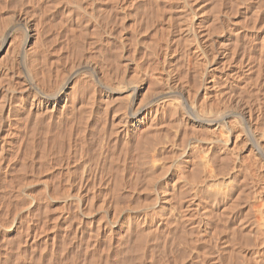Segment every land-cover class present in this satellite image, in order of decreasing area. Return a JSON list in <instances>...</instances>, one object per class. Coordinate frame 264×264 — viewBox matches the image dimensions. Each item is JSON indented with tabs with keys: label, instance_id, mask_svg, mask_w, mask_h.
<instances>
[{
	"label": "rangeland",
	"instance_id": "rangeland-1",
	"mask_svg": "<svg viewBox=\"0 0 264 264\" xmlns=\"http://www.w3.org/2000/svg\"><path fill=\"white\" fill-rule=\"evenodd\" d=\"M69 1L72 2V4ZM159 1H161V0H159ZM166 1H169V0H166ZM166 1L162 0L161 2H159L160 4L162 3L160 5L159 10H162L163 8L166 10V11H164V9H163V11L165 12L164 15L162 14L163 11L161 13L159 11L161 16L163 15V17H164V19H163V17H161L162 19L160 17L158 18V22L160 21V23L156 22L157 19L154 20L153 16L157 15V13H155V11H153L155 14L152 12L154 15L153 14H152V16L150 15V17L153 18V19L152 18L151 19L153 20L152 22L155 23L154 26L156 27V29H157V27H159L158 24H160V27H161V28H159L160 30L164 26H166L168 29H165L166 27L163 28L165 30V32L169 31V33H170V31H171V33L169 34L171 36V37H169L170 38L169 42H170V45L172 46L170 48L171 51L169 50L171 54L168 53V54L164 55L165 51L162 50L163 48H165V47H163L164 43L163 44L161 42L158 43L159 36H161V39H164V37H165V32H163L164 30H161L162 33H164V34H162L160 32V30L157 29L158 30L157 31L154 26L152 27L153 31H155V30L157 31V34H154V35H156L158 38L156 36L154 38V36H153V38L151 39V41L153 39L154 40L156 39L155 40L156 42L154 41L155 44H154V42L151 43L149 41L150 39H145V43L147 44L146 45L144 43V40L139 39V37L142 35V31L139 34V31H138L139 27H137V25H135V23H133V20H134V18H136L135 14H137V12L139 13V15H140V12L144 13L143 11L145 10V8L143 7V5H142V7H143L142 10L141 9L139 10L138 8L136 9V7H135V9L133 8L135 12L132 11L133 9L131 11L129 10V12L131 14L129 12H128L129 14L126 13L128 15H126V14L124 15L122 13L123 14L122 17H125V16H127V17H125L124 19L121 18V20H123V21L121 22V20H120V22H119L120 25H118V22H117L118 20H116L117 23L115 22V24H117V25L114 26L115 24H114L113 20L109 21V22L108 21L105 22L106 21L105 20L106 19L105 8L107 9V7L105 6V4L107 3L106 0H92V1L91 0H83L82 2L80 0H77V1L76 0H58V1H56V0H0V16L3 17V18L0 17V19H1L0 20L1 21L0 22V26H1L0 27V31H1L0 32V63H1L0 64V76H1L0 77V102H1L0 106L2 107L3 105H1V104L5 103L4 106L2 108H0V111H1L0 112V137H1L0 142L3 143V144L0 143V149H2V150H0V161H1L0 162V264H111V263L112 264H122V263L123 264H141V263L142 264H149V262H150V264H163V263L164 264H178V263L179 264H213V263L214 264H240V263L241 264H248V263L249 264H255V262H254L255 260L253 257L254 250H260V251H262V254L264 255V252H263L264 251V248H263L264 242L262 241V239L264 240V235L261 234L262 230H260L261 228H260L258 221H257V214H256V211L253 209L254 208L253 207V204H254L253 200L255 199V195L254 194L252 195V193H253V189H251L252 184L251 183H250V185L248 184L249 183V178H248L249 176L247 173L249 171L248 172L243 171L244 172L243 173L241 169H239V170L237 169V171L235 172L236 174L235 173L232 174L229 170L228 164L227 163L225 164V162H224L225 160L228 162L227 158L224 160L222 158L224 156H221L222 154L218 151L211 152V151L206 150L205 152L207 153V161H208L207 167H209V168L211 167L210 169L212 171H211V173H205L204 164H202V162L198 156L199 152H198V147H197V145L204 144L202 142V139L205 137L204 129L200 130L202 128L196 127L198 131H196L197 133L196 132L193 133L195 131L194 130L195 127L192 126V128H191V126H189V125L188 126L184 125L181 122V120L179 119L180 116H178V115H180V113L175 109H174L175 111L174 110L172 111L173 108L170 106H167V111L164 114L168 117L163 116L162 119L158 122L152 121L151 122L152 126L149 125V123H148L149 126L146 124V126H148L147 129H144L146 131H142V132L140 131V134H142L144 132L143 133L144 136H143V134H142V136H140L141 139H140V137L138 138L137 136L139 135V130H142V129L141 128L135 129V130L131 129L130 135H128V137L131 135H133V136L129 137V139H128V137L125 138L124 135L121 133L124 137V140H125L124 141V140H122L123 137L120 134V132H121L120 130L122 129V126H123L122 120L119 118L122 116V112H123L122 109H120V107L123 108L124 103L121 99H119L117 97H116L117 99L113 98L115 100H112V102L110 101L111 102L110 105L109 104L107 105V100L105 102L106 97H105V86H103L105 83L104 81L106 80V82H107L109 79L111 82H113L112 79L110 78V70L112 71V69L114 68L113 71H115V70L119 71L122 68L121 71H119V73L120 72L122 73V70L125 69V71H123L124 73L122 74V75H125L124 79L128 78L130 80L129 76L133 78V76H137L138 74L140 75V77H139V75H138V77L141 79L144 76V73L148 71L147 68L150 69L151 65H154V63H156V62L157 63L154 65V68L150 69L151 71L149 70L147 72L149 74L148 75L149 77L146 76L147 78H153V75H155V74L157 75L159 73L158 75H160V74L164 73L165 71L162 69L167 70L166 72L172 70L171 73H178V72L181 73V71H182V72H184L183 74H186L188 81H189V79H191L190 82H192V84L195 81H196L195 83H198L200 81L199 84H195V83L193 84V85H199L198 86L199 88L197 86H194L195 89H194V87L193 88L191 87V91L189 92V94L185 92V95L187 94L188 98L191 97V99H193L194 97L196 98V95L197 96L199 95L198 92L201 91V80L199 79L200 76H198V74H195L197 72H196V69L194 68V65L192 64L193 59L191 57V54L189 53V51H186V50H188L187 48L184 49V47H186V46L185 45L183 46V41H182L183 38L180 35L181 34L180 31L177 30V28L179 29V27H178L179 23H177L179 21H177V20L181 19L182 15L186 14L187 12H190L192 14L196 13L195 17H199L200 25L202 24L204 26V27L202 26L200 28L209 29V34H210V30L212 29L211 34L209 36V44L214 48L216 53L218 50L220 51V52L218 51L219 53H217V54H219L218 56H220L221 53H224L226 51H228L227 52L228 54L231 53L230 57L233 55L232 56L233 59H231L232 61L230 62V64L233 62L234 63V65L232 63L233 66H235L238 63L239 58L242 57V56L239 57V55H241V52H240L241 49L245 50V48H246V50H245L246 52H244V51L242 52V54L245 53L244 54L245 56L247 54L246 58L248 56H250L253 59L255 56V58L253 59L255 62H253V63H255L256 65L252 63L253 60H250V65H251V67L253 66V68H254L251 71L250 77L251 78L254 77L251 80L254 79L255 82H257L258 74H257L255 69L257 68L259 61H261V64H264L263 63V61H264V59H263L264 58V56H263V54H264V37H263V34H264V25H263L264 24V5H263L264 0H258L259 2L256 0H250V1L249 0H227V1L226 0H215V1L214 0H212V1L211 0H196V1L195 0H188V1L187 0H172V1L170 0L169 1V2H171V3H169L170 5L167 4ZM193 1H194V3H193ZM86 3H88V7H87ZM164 3H165V6H164ZM203 3H204V5H202ZM177 4H178V6H176ZM181 4H183L184 6ZM166 5H167V7H166ZM168 5H169V7H168ZM218 5H220V6H218ZM161 6H162V8H161ZM181 6H183V7H181ZM165 7L167 9L169 8L168 9L169 12L167 11V9ZM70 10H71V12H70ZM89 10H91V11H89ZM180 10H181V12H180ZM203 10H205V11L203 12ZM253 11L254 12L256 11L255 12L256 14ZM213 12H214V14H213ZM211 13H212V15H211ZM5 14H6V16H5ZM119 14L121 15V13H119ZM133 14L135 16L132 17L133 18L132 19L131 16H133ZM167 14L170 15V17ZM180 15H181V17H180ZM4 16H5V19H4ZM137 16H138V14H137ZM174 17L176 18V20H173ZM169 18H170V20H169ZM253 18H254V20H253ZM166 19H167V21H165ZM171 19L177 25L175 23H173ZM23 20H25V21H23ZM201 20H202V22H201ZM7 21H9V23ZM170 21L172 24H170ZM127 22L129 24L132 23L131 24L132 27L138 31L139 36H137L138 34L135 33L134 31L131 32L133 35L135 34L134 36L129 33L131 31L129 29L131 27V25H130V27H128L127 30L125 29L129 25ZM166 22L169 23L170 26L172 25L171 28L173 27V29L169 28V25ZM211 22H213V23H211ZM218 22H219V25H218ZM221 22H223V23H221ZM2 23H3V25H2ZM87 23H88V25H87ZM110 23H112V24H110ZM125 23H127V25H125ZM156 23L158 26L156 25ZM225 23H226V25H225ZM4 24L5 25L7 24V26H4ZM105 24L107 26H109V28L111 26H113L112 28L114 30L112 28H110L111 30L109 29L110 31L107 30V27L105 26ZM133 24H134V26H133ZM174 25H176L177 28H174V27H176ZM215 25H217V26L215 27ZM35 26H37V27H35ZM124 26H126V27L124 28ZM211 26H212V28H211ZM256 26H258V27H256ZM143 27H144V25H143ZM36 28H38V29H36ZM39 28H41V29H39ZM83 28H85V29H83ZM144 28L146 29V26ZM213 28L215 31L213 30ZM35 29L38 31H36ZM120 30H121V32H119ZM128 30H130V31L128 32ZM41 31H42V33H40ZM84 31H86V32L84 33ZM106 31L112 32L111 34L114 33L111 37L112 38L111 41L115 38L114 40L116 42L114 40L112 42H110L109 44L111 45V47H110V45H106L107 43L105 42V40H106L105 38H107ZM156 31H155V33H156ZM175 31H179V32H175ZM25 32H27V34L29 35V38H28L26 44L24 45V44H22V42H23ZM83 33L85 35H83ZM153 33H151V34H153ZM172 33H174L175 35ZM71 34H72V36H71ZM86 34H88V35H86ZM115 34L117 36H115ZM54 35H56V36H54ZM122 36H124V38L127 37L125 41H124ZM71 37L72 38L74 37L75 39L74 38L72 39ZM117 37H119L120 40ZM128 37H130V38L132 37V38L129 40ZM262 37H263V39H262ZM133 38H134V40H133ZM69 39L73 40V41H70ZM131 40L135 41V42H131ZM137 40H138V42L143 41L142 43L145 44L144 46L146 47V49L144 48V46H141V45H143L141 42H140V46H141L140 47ZM170 40H172V41H170ZM176 40H178V41H176ZM126 41H128L127 42L128 44L126 43ZM129 41L131 42V45H129ZM159 41H161V40H159ZM123 42H125L127 45ZM219 42L220 43L223 42L224 44L223 43L219 44ZM233 42L236 44L234 45ZM112 43H113V45H112ZM132 43L133 44L135 43V44L133 45ZM156 43L158 45L161 44L162 46H160V45L158 46V45H156ZM226 43H228V44H226ZM71 44H72V46H71ZM148 44L150 46H148ZM181 44H182V46H181ZM242 44H244L246 47ZM262 44H263V46L260 47V45H262ZM11 45L12 46L14 45V46L12 47ZM155 45H156V48L158 51L157 50L153 51V48H155ZM225 45H227V46H225ZM236 45L239 46V48ZM105 46H107V47H105ZM233 46L234 47L236 46V47L234 48ZM248 46L250 48L252 47V50H247V48L249 49ZM89 47H90V49H89ZM108 47H110V48H108ZM160 47L162 50L161 52H160ZM127 48L130 50L132 48L134 50L130 51ZM136 48H138L139 50L141 49L140 52ZM259 48H261V50H263L260 53H259V51H260ZM109 49H111V50H109ZM144 49L147 51L145 52ZM174 49H176V50H174ZM232 49H233V51H232ZM235 49H237V50H235ZM19 50H21V51H19ZM120 50H121V52H120ZM110 51H111V53H113L115 55V56H113L115 59L112 57V54L110 53ZM113 51H115L117 53L120 52V53L118 55V54H115V52H113ZM132 51H134V52H132ZM148 51H150V52L147 53ZM236 51H237V54L235 53ZM153 52H155V54ZM182 52H183V54H182ZM249 52H251V53H249ZM146 53L149 56L154 55V59L156 57V59L158 61L156 59L154 60L152 58V56L149 57L150 61H149L147 55H146V58L143 57ZM238 53H240V54H238ZM27 54H30V55H27ZM140 54L141 55L143 54L142 57ZM249 54H252V55H249ZM257 54H259V56ZM35 55H37V56H35ZM116 55H118V56L116 57ZM126 55H127V57H126ZM136 55H138L139 57ZM6 56H8L9 58ZM128 56L131 57L132 59L129 58ZM260 56L262 57V59ZM4 57L6 60L4 59ZM108 57H109V59H108ZM118 57H119V60H117ZM162 57H164V58H162ZM179 57H181V58H179ZM133 59L136 61H134ZM188 59H190L189 60L190 62L188 61ZM74 60H76V61H74ZM111 60L112 61L114 60V62H112ZM160 60H161V62H160ZM140 61L142 64L140 63ZM187 61H188V63H187ZM256 61H258V62H256ZM70 62L73 63V65ZM116 62L118 65H119V63H121L117 69H115L117 67V65L115 64ZM135 62H137V64ZM147 62H151V64H149V63L147 64ZM163 62H165V63H163ZM182 62H183V64H182ZM167 63L169 64V66H167ZM109 64H111L112 66H115V65L116 66L112 67ZM7 65H8V67H7ZM9 65H11V66H9ZM70 65H71V67H70ZM102 65H103V67H102ZM139 65H142L143 67L140 66V68H139ZM149 65H150V67H149ZM192 65H193V67H191ZM221 65H222V61H221V63H217L216 66H218V68H217L216 72L219 71V66H221ZM134 66L138 67V68H135L137 70V73H136L137 75H135V74L133 75V73H135V69L133 68ZM156 66H157V69L158 68H160V69L155 70ZM178 66H180V67L182 66V67L180 68ZM184 66H186V69ZM188 66L190 68H188ZM179 68L181 69V71ZM263 68H264V65H261V69H263ZM129 69H131V70H129ZM143 69H144V72H143ZM184 69L187 73H185V71H183ZM188 69H189V71H188ZM190 69H191V71H190ZM29 70H30V72H29ZM68 70H70V71H68ZM154 70H155V73H153ZM161 70L163 72H160ZM173 70H174V72H173ZM129 71H132V72L129 73ZM193 71H195V73H193ZM19 72L21 73V75ZM51 72L54 74H52ZM59 72H61L62 74L61 73L59 74ZM64 73L66 75H64ZM82 73H84V74L82 75ZM119 73H117V74H118V76L121 77L122 75H121V73L120 74ZM127 73H129V74H127ZM106 74L109 77L108 79H106L107 78ZM188 74H190V76ZM191 75L193 76V78H191ZM262 75L264 77L263 70H262ZM36 76L38 77V79L36 78ZM126 76H127V78H126ZM194 76L197 77L198 79H196ZM32 78H34V79L36 78V79L34 80ZM143 78H145V77H143ZM86 79H87V82H86ZM137 79L138 78L134 77L132 80L137 82V81H139V79L138 80ZM192 79H194L195 81H192ZM7 80H8V83H7ZM51 81H52V83H51ZM53 81L54 82L56 81L54 83V85H53ZM259 81H260V79H259ZM57 82L58 83L60 82V83L57 85ZM255 82H253V84ZM263 82H264V80H263ZM27 83H28V85H27ZM85 83H87V84H85ZM16 84H17V86H15ZM55 84L57 85V87ZM189 84L191 85V83H189ZM263 85H264V83L262 84V86H261V84L259 86L263 87ZM11 86H13V87L11 88ZM80 86H81V88H80ZM86 86H87V88H86ZM155 86L159 87V85L157 83L155 84ZM23 87H24V89H23ZM83 87H84V89H83ZM196 87H197V89H196ZM9 88H11V89H9ZM53 88L54 89L56 88L54 91L58 90V93L55 97H53V95H51L49 93L50 90L53 91ZM263 88H261L262 89V91H261L262 94L260 93L261 96H264V91H263L264 89ZM19 89H21V90H19ZM86 89H87V91H85ZM83 92H86V95ZM191 92H193V93H191ZM72 93L76 94L75 99H77V100L74 99L73 102H75V103H73V105H72V103H70V105H69V102H67L68 105H66L67 103L64 101V99L65 100L67 99V95L69 98V95ZM82 93H83L84 97H83ZM26 94H28V96ZM149 94H146L145 96L142 95V96L147 98V99L145 98L144 102L148 103L150 101L149 104H152L153 99H154V97H156L157 94L156 95H154V94L149 95ZM33 95H35V96H33ZM187 95H186V97H187ZM229 95H227V93L223 94V100L228 99L226 97H228ZM58 96H60V98L57 99ZM143 97L142 98L140 97V98L143 100L144 99ZM6 98L9 100H7ZM39 98H40V100H39ZM4 99H6V100H4ZM56 99H57V104H56L57 107H53V102ZM79 99H81V101L82 100L83 101L81 102ZM88 99H89V101H92V102L90 103L88 101L87 102L85 101ZM36 100L41 101L43 103V106L41 107L40 110L36 109L33 105V104H35ZM201 100H202V98L199 99L198 101H201ZM113 101H115V102H113ZM213 101H215V100L213 99ZM85 102L87 104H91V107H89L90 105L86 104V106H88L86 108H88V109L90 108L89 111L87 110L88 112L87 111L84 112V110L86 108H85V106L83 107L82 103H85ZM9 104L11 107L9 106ZM78 104H79V106H78ZM105 104L108 107H106ZM61 106H62V108H61ZM65 106H67V107H65ZM63 107H65V108H63ZM73 107L77 110H75ZM112 107H113V109H112ZM114 107H116L117 110ZM168 107H170V108H168ZM7 108H9V109L6 110ZM71 109H73L74 112ZM80 109H82V110H80ZM239 109H240V107L236 108L237 111ZM111 110H112V113H111ZM114 110L116 111V113H113ZM2 111H3V113H2ZM82 111L84 112V115L81 114V113H83ZM170 111H171V113H174L176 111L177 112H176V114H174L175 116L171 115L173 117L168 119L170 117L168 112L170 113ZM34 112L36 114H34ZM67 112H69V113H67ZM119 112H120V114H119ZM39 113H41V114H39ZM42 113H43V115H42ZM62 114H64V115L62 116ZM70 114L71 115L73 114L74 117H73V115L71 116ZM79 114H81L83 117L84 116L85 117L83 118ZM85 114L89 117H87ZM4 116H5V118H4ZM66 116L68 119L66 118ZM26 117L28 119H26ZM105 117H106V119H105ZM164 117H165V119H164ZM72 119H74V122ZM36 120H38V121H36ZM175 121H177L178 124ZM80 122H82V123L80 124ZM165 122L166 123L168 122V123L163 124ZM49 124H50V126H49ZM69 124H71V126ZM75 124H77V125L79 124V125L77 126ZM108 124H109V126H108ZM154 124H156L155 128H154ZM179 124H181V125H179ZM111 126L113 127V129ZM184 126H187V127H184ZM86 127H87V129H86ZM7 129H9V130H7ZM105 129H106V131L109 130V132L107 131V133H106ZM110 129H112V130H110ZM115 129H118V131H116ZM155 129H157V130H155ZM69 130H70V132H68ZM11 132H12V134H11ZM111 132H112V134H111ZM114 132L116 134H114ZM149 132H151V133H149ZM158 132H160V133H158ZM85 133H88V134H85ZM157 133H158V135H157ZM68 134L70 136L71 135L72 136L70 137ZM153 134H156V135H153ZM162 134H163V136L161 137ZM67 135L70 137V139H69V137H67ZM117 135H119V136H117ZM191 135H194V136L191 137ZM202 135L204 136L203 138L201 137ZM120 136H121V138H120ZM145 136L147 138L149 137L148 138L149 140L147 139L148 141L145 140L146 139ZM154 137H156V138H154ZM71 138H73L74 140ZM137 138L139 140H141V142L138 141ZM142 138H143V140H142ZM181 138H183V139H181ZM198 138H200V139H198ZM112 139H114V140H112ZM105 140L107 142H105ZM124 142H127L126 144H128L129 147H127L128 145L125 146L126 144ZM134 142L136 144H138V142L140 143V144H138V145H141V147L139 146L140 150H142V147H144V148L146 147L145 149L147 151L144 148H143V150H145L146 153L149 154V155H146V153H144L146 156H148L147 158L144 157V154L142 155V151L139 150V147H138V149L134 148V147H137V145ZM143 142H145V144ZM200 142H201V144H200ZM121 143H123V145L125 144L124 145L125 147L124 146L122 147ZM74 144L77 145L76 146L77 148L75 147ZM250 144H252V142L250 140H248L246 145L249 146ZM68 145H69V147H68ZM70 146H72V147H70ZM98 146H100V147H98ZM107 146H109V147H107ZM5 147H6V149H5ZM130 147H131L132 151L136 152V150H137V153L140 151L139 152V153H141L140 156H138L139 153L137 156L141 159L143 157L145 161L143 159H142L143 161L141 159L138 160V158L135 157L136 156L135 154H137V153L134 154L132 152V154H131L130 153L131 151H128V149ZM68 148H70V149H68ZM125 148H126V150H125ZM101 149H103V150H101ZM134 149H136V150H134ZM148 149H150V150H148ZM110 150L114 151L112 153L113 155L115 154V151L120 153L124 150L126 152H125V155H122L124 153L123 152L122 154L121 153L117 154V156L114 155L115 156L114 157V156H110L111 155L110 153L112 152ZM66 152H67V154L65 155ZM105 152H108L109 155H108V153H105ZM216 153H217V156H215V157L212 156V154L216 155ZM244 153L246 154V152H244ZM244 153H242V154L245 156ZM102 154H104L105 156ZM154 154L156 155V157ZM169 154H171V155L169 156ZM82 155H83V157H82ZM86 155H89V157H87ZM100 155H102V156H100ZM118 155H120V157H118ZM61 156H64L65 158L61 157ZM109 157L113 158V159L116 158L115 159L116 161L113 160L115 165L112 163H111V165H113V167H116V168H117V166H119L120 170H122V171H119V169L117 170L116 168H113L110 164H108L111 160ZM125 157H127L128 160ZM72 158L74 159V161ZM105 159H106V161H105ZM117 159L119 160V162ZM195 159H196V161H194ZM65 161H66V163H65ZM113 161H111V162H113ZM185 161L193 162L194 164L193 163L192 164H193V167L195 165V168H196L195 163L197 162L198 172L194 171L197 169H194L191 166L189 167V165H187ZM58 162H60V163H58ZM69 162H70V165H69ZM79 162H82V163H79ZM95 162L97 163L96 165H95ZM106 162L109 166L106 164ZM141 162H143V163H141ZM212 162H213V164H212ZM223 162L228 167H226L223 164ZM105 164L108 166V168L111 169V167H112L114 169V171H113L114 174H115V171L117 170L115 175H116V177L119 176L121 179L119 180V177H118V179L116 180V177L114 176V174L112 172L113 169H111V171H110V169L107 168V170H109V171H108V173L105 172V170H106ZM201 164L203 165V167ZM88 165H89V167H88ZM218 165H221V166L219 167ZM90 166H91V168H90ZM137 166H138V169H137ZM177 166H178V168L181 167L180 169H181V171H183V175L186 173V175L184 177L186 178L185 180L187 182L181 176H179V175L175 176L176 174H175L174 170ZM102 167L105 168V170ZM139 167H141V168H139ZM92 168H93V170H92ZM94 168H95V170H94ZM131 168H132V170H131ZM190 168H193L194 170L193 169H191V170H193L195 173L193 171L191 172ZM199 168L201 170H199ZM218 168H219V171H218ZM126 170H127V172H126ZM89 171H90V174H89ZM110 172H112V174ZM118 172L119 173L122 172L121 175ZM62 173H63V175H62ZM105 173L107 176L105 175ZM125 173H126V175H125ZM199 173H200V175H199ZM67 174H68V176H67ZM88 174L91 176H89ZM188 174H192V175H188ZM154 175H155V177H154ZM222 175H226V176H228V178L230 177L229 180L226 181L228 183V185L229 184L230 185L229 186L227 185L228 187L225 186V188H220V190H219V189H217L218 187L213 185L212 179L213 180L215 179L213 177L220 178V177H222ZM242 175H243V177H242ZM105 176H106V178H105ZM147 176L148 177L151 176V177L147 178ZM196 176L197 177L199 176V177L197 178ZM234 176L236 177L237 180L235 179ZM245 176H247V177H245ZM62 177L65 179V181ZM80 177H81V179H80ZM91 177H92V179H91ZM86 178H87V180H86ZM151 178H153L154 183L152 182ZM241 178L242 179L245 178L246 179V180L244 179L245 182ZM78 179H80V180H78ZM148 179H149V181L151 179V181L149 183L147 181ZM106 180H107V182H106ZM247 180H248V182H247ZM70 181L71 182L73 181L74 184L71 183ZM151 182H152V184H151ZM106 183H107V185H106ZM121 185H123V186H121ZM179 185L181 187H179ZM246 185L248 187H250L251 190ZM77 186H78V188H77ZM146 187L147 188L149 187L150 189L147 190ZM151 187L154 189L151 190L152 189ZM137 188L141 189V190H138ZM145 188H146V190L142 191V189L144 190ZM243 188H244V190H243ZM75 190H77V191H75ZM80 190H83V191H80ZM108 190H110V193L108 192ZM246 190H247V192H246ZM180 191H181V193L183 191V193L181 194ZM221 191L224 192V195H223V193H221ZM226 191H227V193H225ZM241 191H242V193H241ZM61 192H62V194H64L65 197L63 195H60ZM75 192L77 194L79 192L81 198L84 197L82 199L84 201V202L82 201L83 205H82V202H80L77 199V197H76L77 194H75ZM66 193L68 196H66ZM81 193H83L84 196ZM178 193H180V194H178ZM235 193H237L238 195L237 194L235 195ZM146 194H148V196ZM239 194H241V195H239ZM243 194H244V196H242ZM59 195H60V197H59ZM178 195L180 196V198H183V199H181V201L179 200L180 198H178ZM182 195H184V196H182ZM190 195H193V197L195 195L196 198L194 197V199H193V197ZM121 196H122V199L120 198ZM173 196L178 198V200L175 199V197H173ZM188 196H190V197H188ZM206 196H208V197H206ZM237 196H239V197H237ZM111 197H112V199H110ZM172 197H173V200H172ZM251 197H252V199H251ZM51 198H52V200H51ZM113 198L115 200H113ZM118 198H119V200H118ZM165 198H167V199H165ZM239 198L242 200H240ZM246 198H248L249 200ZM108 199L111 200L112 202L109 201ZM174 199L176 200L175 204L173 203ZM191 199L193 201H191ZM244 199L247 201H245ZM144 200H147L148 202L144 201ZM75 201H77L78 204ZM234 202H235V204H237V203L238 204L235 205ZM249 202H251V203H249ZM108 203L111 204L112 207L113 206L114 207L112 208L110 205H109L110 206L109 207ZM113 203H114V205H113ZM115 203H117V204H115ZM177 203L181 204L182 206L179 204L177 205ZM105 204H106V206H105ZM230 204H232V206L234 205L235 207L234 206L232 207ZM115 205L118 207L117 210L115 208L116 207ZM174 205L175 206L177 205L176 206L177 209H179V208L180 209L182 208V209L177 210ZM187 205H189V206L187 207ZM197 205L199 207H201L200 208L201 213L198 212L199 210L197 209V207H198ZM78 206H80V207H78ZM127 206H129L130 208ZM193 206L195 208H193ZM248 206H250V207H248ZM66 207L68 209H65ZM121 207L122 208L124 207V209H121ZM202 208L203 209L205 208V209L203 210ZM229 208H230V210H229ZM232 208H234V209H232ZM76 209H78V210H76ZM146 211H148L150 213H148ZM182 211H184V212H182ZM191 211L196 216L194 214L191 215L192 214ZM145 212L147 214L146 217H148L149 215L152 217L149 216L148 217L149 219L148 218H147V220L144 219L145 218L144 215H146V214H144ZM189 212H190V214H189ZM197 212H198V216H197ZM117 213H118V216L116 215ZM199 213H200V215L205 216V220L208 221L207 223H209V225L212 226V228L210 226V229H209V232L212 229L211 233H208V231H207V233L204 232L203 234H200L201 235L200 237L197 234V231H198L197 228L199 226V225H197V223L200 222L199 220L201 218L199 216ZM229 213H231V214H229ZM115 215H116L117 219H116ZM166 215H167V217H166ZM222 215L223 216L226 215L224 217L225 218L227 217V220L223 219ZM63 216H64V218H63ZM113 216L115 217V219ZM189 216L190 217L192 216V217L190 218ZM193 216H195L194 219H193ZM206 216H208L209 218ZM182 217H183V219H182ZM197 217L198 218L200 217L199 220L197 219ZM252 217H254L255 219ZM132 218H133V220H132ZM142 218L145 221H143ZM112 219L114 221H112ZM215 219H217V220H215ZM218 219H220V220H218ZM239 220H240V222H239ZM108 221H109L108 224H110V222H113V224L115 223L114 225L111 224L112 227L110 225L108 226V228L111 227V232H113V233L109 232L108 228H105V227H107L106 226L107 224L105 222H108ZM137 221H138V223H137ZM151 221H152V223H151ZM154 221H156V222H154ZM216 221H218V222H216ZM253 221L255 223H253ZM172 222H175L176 224L172 223ZM183 222L186 224H184ZM190 222L192 224H195V227H194V225L192 226V224ZM77 223H78V225H77ZM249 224H251L252 226H250ZM52 226H53V228H52ZM68 226H69V228H68ZM221 227H222V231H221ZM239 227H241V228H239ZM75 228H76V230H75ZM214 228L216 230H214ZM101 229L102 230L104 229V230L102 231ZM105 229H106V231H105ZM185 229H186V231H185ZM146 230H147V232H146ZM213 230H214V233H216V235L213 233ZM227 230H229V231H227ZM144 231L147 234L144 235ZM220 231L223 233H220ZM106 232H108V233H106ZM109 233H110L111 237L110 236L107 237L109 235ZM182 233H183V235H182ZM258 233L262 235V239H261V236L259 237ZM101 234H102V236H101ZM253 235H256V236L258 235V236L254 238ZM208 236H210V237H208ZM190 237H191V239H190ZM105 238H107V239H105ZM170 238H171V240H170ZM184 238L186 241H183ZM195 238H196V240H195ZM257 238H258L259 242H261V241L263 242V243L261 242L262 245L259 244ZM44 242H46V244ZM213 242H214V244H213ZM189 243H190V245H188ZM233 244L235 245L234 247L232 246ZM191 246L194 248H192ZM108 249H109V251H108ZM237 251L240 252V255H239V252H237ZM241 253H242V255H241ZM42 255H44V256H42ZM109 256H111V257H109ZM195 257H196V259H195ZM135 258H137V259H135ZM181 259H182V261H181ZM252 259H253V262L251 261ZM109 260H110V262H107ZM262 262H264V260L259 262V263H262ZM262 264H264V263H262Z\"/></svg>",
	"mask_w": 264,
	"mask_h": 264
},
{
	"label": "bare ground",
	"instance_id": "bare-ground-1",
	"mask_svg": "<svg viewBox=\"0 0 264 264\" xmlns=\"http://www.w3.org/2000/svg\"><path fill=\"white\" fill-rule=\"evenodd\" d=\"M56 1H58V0H56ZM77 1V0H76ZM81 2L83 1V0H80ZM92 1V0H91ZM107 1V3L105 4V6L107 7V9L105 8V17H106V21L105 22H109V21H114V24H115V22H116V20H118L117 22H118V25H120V20H121V18L122 19H124L125 17H127V16H125V17H122L123 16V14L125 15L126 13H128L129 12V10L131 11L133 8L135 9V7H136V9L138 8L139 10L141 9L142 10V8L144 7L145 8V10L143 11L144 13H142V12H140V15H139V13L137 12V14H138V16H137V14H135L136 15V18H134V20H133V23H135V25H137V27H139L138 28V31H139V34H140V32L142 31V35L139 37V39H142V40H144V43H145V39H150L149 41L151 42V43H153L155 40L153 39L152 41H151V39L153 38V36H154V38H155V36L156 35H154V34H157V31L158 30H160L159 28H161L160 27V24H158L159 25V27H157V29H156V27L154 26L155 25V23H153L152 21V17H150V15L152 16V14L154 13L153 11H155V13H157V15L155 16L154 14V20H156L157 19V23H160V21L158 22V18L160 17H163V15L165 14V12L164 11H166L164 8V11H163V9L162 10H159L160 9V5L162 4H160L159 2H161V1H157V0H106ZM166 1V0H165ZM170 1V0H169ZM169 1H166V3L167 4H169V3H171V2H169ZM172 1V0H171ZM188 1V0H187ZM196 1V0H195ZM212 1V0H211ZM215 1V0H214ZM227 1V0H226ZM250 1V0H249ZM256 1H258V0H256ZM70 2V1H69ZM88 2V1H87ZM158 2V3H157ZM192 2V1H191ZM202 2V1H201ZM225 2V1H224ZM231 2V1H230ZM259 2V1H258ZM71 4H72V2H70ZM92 3V2H91ZM173 3V2H172ZM193 3H194V1H193ZM205 3V2H204ZM204 3L202 4V5H204ZM211 3V2H210ZM242 3V2H241ZM97 4V3H96ZM201 4V3H200ZM252 4V3H251ZM81 5V4H80ZM86 5H87V7H88V3H86ZM85 5V6H86ZM142 5H143V7H142ZM170 5V4H169ZM169 5H168V7H169ZM181 5H183V4H181ZM197 5V4H196ZM224 5V4H223ZM222 5V6H223ZM264 5V4H263ZM163 6V5H162ZM162 6H161V8H162ZM164 6H165V3H164ZM176 6H178V4L176 5ZM180 6V5H179ZM184 6V5H183ZM183 6H181V7H183ZM218 6H220V5H218ZM241 6V5H240ZM259 6V5H258ZM141 7V8H140ZM166 7H167V5H166ZM165 7V8H166ZM180 7V8H181ZM211 7V6H210ZM224 7V6H223ZM247 7V6H246ZM254 7V6H253ZM261 7V6H260ZM263 7V6H262ZM100 8V7H99ZM208 8V7H207ZM220 8V7H219ZM53 9V8H52ZM134 9L132 10V11H134ZM167 9V8H166ZM169 9V8H168ZM168 9H167V11H168ZM175 9V8H174ZM173 9V10H174ZM257 9V8H256ZM94 10V9H93ZM152 10V11H151ZM177 10V9H176ZM182 10V9H181ZM181 10H180V12H181ZM228 10V9H227ZM49 11V10H48ZM89 11H91V10H89ZM159 11H160V13L163 11V15L161 16V14L159 13ZM172 11V10H171ZM170 11V12H171ZM183 11V10H182ZM187 11V10H186ZM205 10H203V12H204ZM209 11V10H208ZM216 11V10H215ZM214 11V12H215ZM223 11V10H222ZM242 11V10H241ZM248 11V10H247ZM250 11V10H249ZM70 12H71V10H70ZM135 12V11H134ZM149 12V13H148ZM153 12V13H152ZM169 12V11H168ZM201 12V11H200ZM214 12H213V14H214ZM224 12V11H223ZM232 12V11H231ZM254 12V11H253ZM256 12V11H255ZM254 12V13H255ZM262 12V11H261ZM260 12V13H261ZM87 13V12H86ZM90 13V12H89ZM119 13H121V15L119 14ZM123 13V14H122ZM130 13V12H129ZM128 13V14H129ZM159 13V14H158ZM208 13V12H207ZM217 13V12H216ZM215 13V14H216ZM239 13V12H238ZM3 14V13H2ZM10 14V13H9ZM91 14V13H90ZM128 14H126V15H128ZM131 14V13H130ZM133 14V16H131V18L132 17H134L135 15ZM194 14V13H193ZM192 13H190V12H187L186 14H184V15H182V17H181V15H180V17H181V19H178L177 21H179V22H177V23H179V25H178V27H179V29L177 28V24L175 23V22H173V20H176V18L174 19L173 18V20H172V22L173 23H175L176 25H174V26H176V27H174V28H177V30H179L180 31V35L182 36V38H183V46L185 45L186 47H184V49L185 48H187L188 50H186V51H189V53L191 54V57H192V59H193V65H194V68L196 69V72L197 73H195V71H193V73H195V74H198V76H200L199 77V79L201 80V91H199L198 92V96L196 95V98L194 99H191V97H189L188 98V95H187V97H186V95H185V92L186 93H188L189 94V92L191 91V87L193 88L194 86H199V85H193L196 81L194 80L195 78L196 79H198L197 77H195L194 79H192V81H195L193 84H192V82H190L191 81V79H189V81H188V79H187V77H186V74H183L184 72H182L181 71V67L183 66H178V67H180L179 69H180V71H181V73L180 72H178V73H171V71H168V72H166L167 70H165V69H162V70H164L165 72L164 73H162V74H160V75H153V78H147L146 76H148L149 74L147 73L150 69H152V68H154V65L157 63L156 61V63H154V65H151V68L149 69V68H147V72H145L144 73V76L143 77H145V78H139L140 77V75H139V77H138V75L136 74L137 73V70L135 69V68H138V67H133L134 69H135V73H133V75L135 74V75H137V76H133V78L134 77H136V78H138L139 79V81H137V82H135V81H133L132 79V77H130L129 76V78H130V80L127 78V76H126V78L128 79H124V77H125V75H122L124 72L123 71H125V69L124 70H122V73H121V77L120 76H118V74L117 73H119V71H121V69L119 70V71H117V70H115V71H113V69H112V71L110 70V78L112 79V81L113 82H111L108 78V76H107V74H106V79H108V81L106 82V80L104 81L105 83H104V85L103 86H105V102H106V100H107V105L109 104H111V102H112V100H115V99H113V98H119V99H121L122 101H123V108H121L120 107V109H122V116L121 117H119L121 120H122V129L120 130L121 132H120V134L122 133L123 135H124V137L125 138H127L128 137V135H130V130L131 129H142V130H139V135L137 136L138 138L140 137V136H142V134L144 133H142V134H140V131L142 132V131H146V130H144V129H147L148 128V126L149 125H151V122L153 121V122H158V121H160L161 119H162V117L163 116H166V115H164L165 113H166V111H167V106H170V107H172L171 109H172V111L175 109V110H177L179 113H180V115H178V116H180L179 117V119L181 120V122L184 124V125H189V126H191V128H192V126L193 127H197V128H202V129H200V130H203L204 129V134H205V137L202 135L201 137L203 138H201L202 139V142L204 143V144H202V145H197V147H198V152H199V154H198V156H199V158H200V160H201V162H202V164H204V171H205V173H211V167L209 168V167H207L208 166V161H207V153L205 152L206 150H208V151H211V152H215V151H218V152H220L222 155L221 156H224V157H222L224 160L227 158V160H228V162L225 160L224 162H225V164L227 163L228 164V166H229V170H230V172L233 174V173H235L236 171H237V169L239 170V169H241L242 170V172L244 171V172H248L247 174H248V178H249V185H250V183L252 184V188L251 189H253V193H252V195L254 194L255 195V199L253 200L254 201V204H253V209L256 211V214H257V221H258V224H259V226H260V230H262V233L261 234H263L264 235V96H261L260 95V93H261V91H262V89L261 88H263L264 87V85H263V87H261L262 86V84L264 83L263 82V80H264V77H263V75H262V70H263V73H264V68L263 69H261V65H264V64H261V61H256V62H258V65H257V68L255 69L256 70V72H257V74H258V77H257V82H255V80L253 79V80H251L252 78H254V77H250L251 75V71H252V69H254L253 68V66L251 67V65H250V60H253L254 58H255V56H254V58L252 59L250 56H248L247 58H246V56H247V54H246V56L244 55V54H242V52L244 51V52H246L245 50H246V46L244 45V44H242V45H244L245 47V50H242L241 48V55H239V57H241V58H239V61H238V63L235 65V66H233L234 65V63H233V65H232V63L230 64V62L232 61L231 59H233L232 58V56L230 57V55H231V53L230 54H228L227 52L228 51H226V52H224V53H221L220 54V56H218L219 54H217V53H219L218 51H217V53H216V51L214 50V48L209 44V36H210V34H211V31H212V29L210 30V34H209V29H207V28H200V27H202L203 25L201 24L200 25V20H199V17H195V15H196V13L193 15ZM203 14V13H202ZM256 14V13H255ZM75 15V14H74ZM84 15V14H83ZM160 15V16H159ZM168 15V14H167ZM211 15H212V13H211ZM218 15V14H217ZM235 15V14H234ZM5 16H6V14H5ZM5 16H4V19H5ZM11 16V15H10ZM94 16V15H93ZM121 16V17H120ZM158 16V17H157ZM169 17H170V15H168ZM167 16V17H168ZM208 16V15H207ZM228 16V15H227ZM246 16V15H245ZM1 17V16H0ZM22 17V16H21ZM129 17V16H128ZM156 17V18H155ZM221 17V16H220ZM249 17V16H248ZM256 17V16H255ZM1 18H3V17H1ZM9 18V17H8ZM130 18V17H129ZM152 18V19H151ZM12 19V18H11ZM133 19V18H132ZM131 19V20H132ZM162 19V18H161ZM163 19H164V17H163ZM251 19V18H250ZM1 20V19H0ZM7 20V19H6ZM5 20V21H6ZM9 20V19H8ZM27 20V19H26ZM87 20V19H86ZM126 20V19H125ZM160 20V19H159ZM169 20H170V18H169ZM241 20V19H240ZM253 20H254V18H253ZM10 21V20H9ZM9 21H7L8 23H9ZM23 21H25V20H23ZM123 20H121V22H122ZM165 21H167V19L165 20ZM221 21V20H220ZM242 21V20H241ZM1 22V21H0ZM28 22V21H27ZM42 22V21H41ZM71 22V21H70ZM116 22V23H117ZM129 22V21H128ZM127 22V23H128ZM201 22H202V20H201ZM235 22V21H234ZM237 22V21H236ZM247 22V21H246ZM252 22V21H251ZM255 22V21H254ZM4 23V22H3ZM3 23H2V25H3ZM7 23V24H8ZM86 23V22H85ZM84 23V24H85ZM127 23H125V25H127ZM131 23V22H130ZM157 23H156V25H157ZM164 23V22H163ZM167 23V22H166ZM211 23H213V22H211ZM221 23H223V22H221ZM248 23V22H247ZM258 23V22H257ZM260 23V22H259ZM7 24L5 25L4 24V26H7ZM37 24V23H36ZM41 24V23H40ZM108 24V23H107ZM110 24H112V23H110ZM113 24V25H114ZM129 24V23H128ZM132 24V23H131ZM131 24H129L128 26H127V28H125L126 26H124V28L127 30L128 29V27H130V25ZM162 24V23H161ZM168 25H169V23H167ZM170 24H172L171 23V21H170ZM208 24V23H207ZM206 24V25H207ZM210 24V23H209ZM215 24V23H214ZM249 24V23H248ZM263 24V23H262ZM42 25V24H41ZM46 25V24H45ZM65 25V24H64ZM75 25V24H74ZM87 25H88V23H87ZM117 24H115L114 26H116ZM143 25H144V27L146 26V29L143 27ZM157 25V26H158ZM165 25V24H164ZM218 25H219V22H218ZM225 25H226V23H225ZM246 25V24H245ZM260 25V24H259ZM258 25V26H259ZM264 25V24H263ZM38 26V25H37ZM37 26H35V27H37ZM105 26L107 27V30H109L110 28H112L113 26H111L110 28H109V26H107L106 24H105ZM133 26H134V24H133ZM155 27V29L157 30H155L156 31V33H155V31H153V29H152V27ZM162 26V25H161ZM172 26V25H171ZM171 26L169 25V28H171ZM217 25H215V27H216ZM233 26V25H232ZM253 26V25H252ZM258 26H256V27H258ZM261 26V25H260ZM1 27V26H0ZM29 27V26H28ZM45 27V26H44ZM49 27V26H48ZM52 27V26H51ZM69 27V26H68ZM77 27V26H76ZM105 27V28H106ZM164 27H166V26H164ZM163 27V28H164ZM204 27V26H203ZM235 27V26H234ZM248 27V26H247ZM3 28V27H2ZM34 28V27H33ZM74 28V27H73ZM72 28V29H73ZM161 29V30H164V29ZM209 28V27H208ZM211 28H212V26H211ZM220 28V27H219ZM228 28V27H227ZM230 28V27H229ZM233 28V27H232ZM36 29H38V28H36ZM35 29V30H36ZM39 29H41V28H39ZM71 29V30H72ZM83 29H85V28H83ZM82 29V30H83ZM92 29V28H91ZM113 29V28H112ZM118 29V28H117ZM130 30H128V32L131 34V35H133L131 32H135V33H137L138 34V31L136 30V29H134L133 27H132V25H131V27L129 28ZM165 29H168L167 27L165 28ZM171 29H173V27L171 28ZM225 29V28H224ZM236 29V28H235ZM249 29V28H248ZM58 30V29H57ZM87 30V29H86ZM111 30V29H110ZM109 30V31H110ZM114 30V29H113ZM119 30V29H118ZM122 30V29H121ZM121 30L119 31V32H121ZM125 30V31H126ZM160 30V32L162 33V31ZM213 30H214V28H213ZM257 30V29H256ZM4 31V30H3ZM15 31V30H14ZM36 31H38V30H36ZM109 31H106V34H107V38H105L106 40H105V42L107 43L106 45H110L109 43L110 42H112L111 41V37H112V35L114 34H111L112 32H109ZM173 31V30H172ZM179 31H175V32H179ZM215 31V30H214ZM222 31V30H221ZM1 32V31H0ZM16 32V31H15ZM70 32V31H69ZM82 32V31H81ZM80 32V33H81ZM86 31H84V33H85ZM114 32V31H113ZM124 32V31H123ZM154 32V33H153ZM163 32H165V30L163 31ZM174 32V33H175ZM218 32V31H217ZM18 33V32H17ZM40 33H42V31L40 32ZM83 33V35H85ZM118 33V32H117ZM151 33H153V34H151ZM160 33V34H161ZM170 33H171V31H170ZM169 31H166L165 32V37H164V39H161V36H159V40H161V41H159L158 40V43H164V45H163V47H165V48H163L162 50H164L163 52H164V55L165 54H168V53H170V48L172 47L171 45H170V42H169V37H171L169 34ZM174 33H172V34H174ZM214 33V32H213ZM37 34V33H36ZM73 34V33H72ZM72 34H71V36H72ZM139 34L137 35V36H139ZM162 34H164V33H162ZM218 34V33H217ZM234 34V33H233ZM237 34V33H236ZM86 35H88V34H86ZM123 35V34H122ZM129 35V34H128ZM135 35V34H134ZM133 35V36H134ZM175 35V34H174ZM179 35V34H178ZM19 36V35H18ZM17 36V37H18ZM54 36H56V35H54ZM74 36V35H73ZM79 36V35H78ZM115 36H117L116 34H115ZM114 36V37H115ZM119 36V35H118ZM125 36V35H124ZM124 36H122L123 37V39H124V41L126 40V38H124ZM127 36V35H126ZM235 36V35H234ZM14 37V36H13ZM16 37V38H17ZM20 37V36H19ZM76 37V36H75ZM97 37V36H96ZM99 37V36H98ZM157 37V36H156ZM236 37V36H235ZM234 37V38H235ZM263 37H264V34H263ZM263 37H262V39H263ZM28 38H29V35L27 34V32H25V34H24V38H23V42H22V44H26V42H27V40H28ZM41 38V37H40ZM70 38V37H69ZM72 38V37H71ZM74 38V37H73ZM72 38V39H73ZM118 39H119V37H117ZM132 38V37H131ZM130 37H128V39L130 40L131 39ZM158 38V37H157ZM181 38V37H180ZM179 38V39H180ZM252 38V37H251ZM22 39V38H21ZM39 39V38H38ZM75 39V38H74ZM99 39V38H98ZM138 39V40H139ZM236 39V38H235ZM250 39V38H249ZM70 40V39H69ZM120 40V39H119ZM133 40H134V38H133ZM138 40H137V42H138ZM174 40V39H173ZM6 41V40H5ZM13 41V40H12ZM36 41V40H35ZM70 41H73V40H70ZM88 41V40H87ZM97 41V40H96ZM100 41V40H99ZM115 41V40H114ZM170 41H172V40H170ZM176 41H178V40H176ZM180 41V40H179ZM181 41V42H182ZM2 42V41H1ZM14 42V41H13ZM18 42V41H17ZM40 42V41H39ZM76 42V41H75ZM116 42V41H115ZM128 41H126V43H127ZM131 42H135V41H132L131 40ZM131 42L129 41V45H131ZM141 42V41H140ZM140 42H138V44H139V46H140ZM143 42V41H142ZM141 42V43H142ZM148 42V41H147ZM156 42V41H155ZM155 42H154V44H155ZM256 42V41H255ZM263 42V41H262ZM35 43V42H34ZM73 43V42H72ZM114 43V42H113ZM113 43H112V45H113ZM118 43V42H117ZM123 43H125V42H123ZM125 43V44H126ZM223 43V42H222ZM222 43H220L219 42V44H222ZM234 43V42H233ZM246 43V42H245ZM32 44V43H31ZM37 44V43H36ZM78 44V43H77ZM128 44V43H127ZM126 44V45H127ZM133 44V43H132ZM135 44V43H134ZM133 44V45H134ZM143 44V43H142ZM146 44V43H145ZM145 44H143V45H141V46H144ZM218 44V45H219ZM224 44V43H223ZM226 44H228V43H226ZM232 44V43H231ZM236 43H234V45H235ZM10 45V44H9ZM39 45V44H38ZM43 45V44H42ZM45 45V44H44ZM117 45V44H116ZM120 45V44H119ZM125 45V46H126ZM128 45V46H129ZM132 45V46H133ZM147 45V44H146ZM153 45V44H152ZM156 45H158L157 43H156ZM156 45H155V48H156ZM160 46H162L161 44H159ZM158 45V46H159ZM248 45V44H247ZM8 46V45H7ZM12 46V45H11ZM14 46V45H13ZM12 46V47H13ZM34 46V45H33ZM37 46V45H36ZM71 46H72V44H71ZM118 46V45H117ZM116 46V47H117ZM140 46V47H141ZM148 46H150L149 44H148ZM157 46V47H158ZM180 46V45H179ZM181 46H182V44H181ZM225 46H227V45H225ZM237 46V45H236ZM235 46V47H236ZM263 46V44L262 45H260V47H262ZM35 47V46H34ZM39 47V46H38ZM44 47V46H43ZM105 47H107V46H105ZM110 47H111V45H110ZM110 47H108V48H110ZM134 47V46H133ZM174 47V46H173ZM176 47V46H175ZM234 47V46H233ZM234 47V48H235ZM238 48H239V46H237ZM249 47V46H248ZM8 48V47H7ZM23 48V47H22ZM31 48V47H30ZM88 48V47H87ZM118 48V47H117ZM130 48V47H129ZM143 48V47H142ZM144 48L146 49V47L144 46ZM151 48V47H150ZM155 48H153V51L155 50H157V48L155 49ZM237 48V49H238ZM243 48V49H244ZM256 48V47H255ZM32 49V48H31ZM35 49V48H34ZM89 49H90V47H89ZM106 49V48H105ZM114 49V48H113ZM119 49V48H118ZM128 49V48H127ZM136 49H138V48H136ZM144 49V51L146 52L147 50H145ZM152 49V48H151ZM228 49V48H227ZM237 49H235V50H237ZM260 49V51H259V53L261 52V51H263V50H261V48H259ZM14 50V49H13ZM36 50V49H35ZM109 50H111V49H109ZM128 50H130V49H128ZM131 50H134V49H132L131 48ZM130 50V51H131ZM141 50V49H140ZM140 50L138 49V51L140 52ZM143 50V49H142ZM150 50V49H149ZM161 50V47H160V52L162 51ZM170 50V51H169ZM173 50V49H172ZM174 50H176V49H174ZM223 50V49H222ZM231 50V49H230ZM234 50V51H235ZM247 50H252V47L250 48L249 47V49L247 48ZM255 50V49H254ZM257 50V49H256ZM8 51V50H7ZM6 51V52H7ZM15 51V50H14ZM19 51H21V50H19ZM38 51V50H37ZM129 51V52H130ZM158 51V50H157ZM169 51V52H168ZM224 51V50H223ZM232 51H233V49H232ZM239 51V50H238ZM258 51V50H257ZM16 52V51H15ZM27 52V51H26ZM113 52H115V51H113ZM119 52V51H118ZM120 52H121V50H120ZM119 52V53H120ZM132 52H134V51H132ZM131 52V53H132ZM142 52V51H141ZM150 51H148L147 53H149ZM230 52V51H229ZM252 52V51H251ZM251 52H249V53H251ZM254 52V51H253ZM10 53V52H9ZM12 53V52H11ZM110 53H111V51H110ZM119 53H117V52H115V54H118L119 55ZM137 53V52H136ZM147 53L143 56V57H145L146 58V55H147ZM154 54H155V52H153ZM157 53V52H156ZM178 53V52H177ZM186 53V52H185ZM233 53V52H232ZM236 54H237V51L235 52ZM258 53V52H257ZM8 54V53H7ZM6 54V55H7ZM13 54V53H12ZM11 54V55H12ZM112 54V57L113 56H115L113 53H111ZM133 54V53H132ZM131 54V55H132ZM158 54V53H157ZM171 54V53H170ZM169 54V55H170ZM173 54V53H172ZM180 54V53H179ZM182 54H183V52H182ZM187 54V53H186ZM235 54V55H236ZM238 54H240V53H238ZM262 54V53H261ZM9 55V54H8ZM27 55H30V54H27ZM34 55V54H33ZM32 55V56H33ZM118 55H116V57L118 56ZM124 55V54H123ZM129 55V54H128ZM130 55V56H131ZM139 55V54H138ZM138 55H136V56H138ZM141 55V54H140ZM143 55V54H142ZM142 55H141V57H142ZM163 55V56H164ZM181 55V54H180ZM249 55H252V54H249ZM255 55V54H254ZM258 56H259V54H257ZM4 56V55H3ZM35 56H37V55H35ZM150 56H152V55H150ZM149 55H147V57H148V59H149V57H150ZM168 56V55H167ZM185 56V55H184ZM263 56H264V54H263ZM6 57H8V56H6ZM99 57V56H98ZM107 57V56H106ZM111 57V58H112ZM120 57V56H119ZM119 57H118V59L117 60H119ZM126 57H127V55H126ZM129 57V56H128ZM139 57V56H138ZM160 57V56H159ZM236 57V56H235ZM234 57V58H235ZM261 57V56H260ZM9 58V57H8ZM26 58V57H25ZM30 58V57H29ZM78 58V57H77ZM85 58V57H84ZM114 58V57H113ZM129 58H131V57H129ZM137 58V57H136ZM152 58L154 59V55L152 56ZM151 58V59H152ZM162 58H164V57H162ZM161 58V59H162ZM169 58V57H168ZM179 58H181V57H179ZM183 58V57H182ZM188 58V57H187ZM237 58V57H236ZM4 59H5V57H4ZM31 59V58H30ZM35 59V58H34ZM108 59H109V57H108ZM115 59V58H114ZM132 59V58H131ZM138 59V58H137ZM155 59H156V57H155ZM154 59V60H155ZM170 59V58H169ZM258 59V58H257ZM261 59H262V57H261ZM264 59V58H263ZM6 60V59H5ZM9 60V59H8ZM15 60V59H14ZM123 60V59H122ZM134 60V59H133ZM139 60V59H138ZM157 60V59H156ZM184 60V59H183ZM190 59H188V61H189ZM236 60V59H235ZM4 61V60H3ZM13 61V60H12ZM32 61V60H31ZM74 61H76V60H74ZM112 61V60H111ZM134 61H136V60H134ZM149 61H150V59H149ZM158 61V60H157ZM167 61V60H166ZM188 61H187V63H188ZM221 61H222V65L221 66H219V71H217L216 72V70H217V68H218V66H216L217 65V63H221ZM5 62V61H4ZM3 62V63H4ZM16 62V61H15ZM26 62V61H25ZM84 62V61H83ZM112 62H114V60L112 61ZM145 62V61H144ZM152 62V61H151ZM151 62H147V64L149 63V64H151ZM160 62H161V60H160ZM179 62V61H178ZM190 62V61H189ZM192 62V61H191ZM236 62V61H235ZM253 62H255L254 60L252 61V63ZM14 63V62H13ZM55 63V62H54ZM71 63V62H70ZM69 63V64H70ZM101 63V62H100ZM109 63V62H108ZM136 64H137V62H135ZM140 63H141V61H140ZM163 63H165V62H163ZM180 63V62H179ZM251 63V64H252ZM263 63H264V61H263ZM1 64V63H0ZM10 64V63H9ZM15 64V63H14ZM13 64V65H14ZM72 65H73V63H71ZM78 64V63H77ZM84 64V63H83ZM89 64V63H88ZM95 64V63H94ZM112 64V63H111ZM111 64H109L110 66H112ZM116 65H117V67L115 68V69H117L118 68V66L121 64V63H119V65L117 64V62L115 63ZM139 64V63H138ZM142 64V63H141ZM153 64V63H152ZM171 64V63H170ZM178 64V63H177ZM182 64H183V62H182ZM190 64V63H189ZM253 64H255V63H253ZM29 65V64H28ZM75 65V64H74ZM115 65V66H116ZM124 65V64H123ZM144 65V64H143ZM158 65V64H157ZM175 65V64H174ZM193 65L191 66V67H193ZM256 65V64H255ZM254 65V66H255ZM9 66H11V65H9ZM16 66V65H15ZM37 66V65H36ZM57 66V65H56ZM108 66V65H107ZM115 66H112V67H115ZM140 66H142V65H139V68H140ZM148 66V65H147ZM146 66V67H147ZM159 66V65H158ZM167 66H169V64L167 63ZM177 66V65H176ZM175 66V67H176ZM7 67H8V65H7ZM13 67V66H12ZM18 67V66H17ZM30 67V66H29ZM28 67V68H29ZM70 67H71V65H70ZM73 67V66H72ZM79 67V66H78ZM102 67H103V65H102ZM143 67V66H142ZM145 67V68H146ZM149 67H150V65H149ZM172 67V66H171ZM185 67V69H186V66H184ZM183 67V68H184ZM32 68V67H31ZM46 68V67H45ZM55 68V67H54ZM57 68V67H56ZM67 68V67H66ZM170 68V67H169ZM182 68V69H183ZM188 68H190L189 66H188ZM26 69V68H25ZM70 69V68H69ZM90 69V68H89ZM132 69V68H131ZM131 69H129V70H131ZM158 69H160V68H158ZM157 69V66H156V69L155 70H158ZM185 69L183 70V71H185ZM71 70V69H70ZM70 70H68V71H70ZM133 70V69H132ZM155 70H154V72L153 73H155ZM160 71V72H163V71ZM193 70V69H192ZM254 70V71H255ZM28 71V70H27ZM58 71V70H57ZM106 71V70H105ZM134 71V70H133ZM151 71V70H150ZM188 71H189V69H188ZM190 71H191V69H190ZM6 72V71H5ZM24 72V71H23ZM29 72H30V70H29ZM28 72V73H29ZM32 72V71H31ZM130 72H132V71H129V73ZM143 72H144V69H143ZM158 72V71H157ZM173 72H174V70H173ZM15 73V72H14ZM20 73V72H19ZM18 73V74H19ZM52 73V72H51ZM61 72H59V74H60ZM119 73V74H120ZM129 73H127V74H129ZM185 73H187L186 71H185ZM255 73V72H254ZM3 74V73H2ZM43 74V73H42ZM52 74H54V73H52ZM62 74V73H61ZM84 73H82V75H83ZM143 74V73H142ZM183 74V75H182ZM192 74V73H191ZM253 74V73H252ZM8 75V74H7ZM10 75V74H9ZM16 75V74H15ZM20 75H21V73H20ZM34 75V74H33ZM37 75V74H36ZM64 75H66L65 73H64ZM132 75V74H131ZM189 76H190V74H188ZM6 76V75H5ZM11 76V75H10ZM14 76V75H13ZM32 76V75H31ZM57 76V75H56ZM78 76V75H77ZM142 76V75H141ZM255 76V75H254ZM1 77V76H0ZM9 77V76H8ZM23 77V76H22ZM34 77V76H33ZM42 77V76H41ZM50 77V76H49ZM58 77V76H57ZM61 77V76H60ZM149 77V76H148ZM256 77V76H255ZM10 78V77H9ZM8 78V79H9ZM36 78L38 79V77L36 76ZM35 78V79H36ZM59 78V77H58ZM77 78V77H76ZM75 78V79H76ZM132 78V79H131ZM191 78H193V76L191 75ZM15 79V78H14ZM32 79H34V78H32ZM34 79V80H35ZM41 79V78H40ZM39 79V80H40ZM52 79V78H51ZM61 79V78H60ZM80 79V78H79ZM84 79V78H83ZM137 79V80H138ZM259 79H260V81H259ZM5 80V79H4ZM13 80V79H12ZM49 80V79H48ZM63 80V79H62ZM73 80V79H72ZM78 80V79H77ZM91 80V79H90ZM76 81V80H75ZM74 81V82H75ZM83 81V80H82ZM94 81V80H93ZM17 82V81H16ZM45 82V81H44ZM56 82V81H55ZM54 81H53V85H54V83H55ZM86 82H87V79H86ZM159 85V87L157 88L156 86H155V84L156 83ZM198 82V81H197ZM253 82H255L254 84H253ZM7 83H8V80H7ZM35 83V82H34ZM37 83V82H36ZM49 83V82H48ZM51 83H52V81H51ZM60 83V82H59ZM58 82H57V85L59 84ZM103 83V82H102ZM189 83H191V85L189 84ZM200 83V81L198 82V83H195V84H199ZM26 84V83H25ZM24 84V85H25ZM47 84V83H46ZM50 84V83H49ZM72 84V83H71ZM77 84V83H76ZM85 84H87V83H85ZM91 84V83H90ZM261 84V86H259ZM14 85V84H13ZM19 85V84H18ZM27 85H28V83H27ZM56 85V84H55ZM57 85H56V87H57ZM78 85V84H77ZM81 85V84H80ZM93 85V84H92ZM9 86V85H8ZM15 86H17V84L15 85ZM44 86V85H43ZM46 86V85H45ZM49 86V85H48ZM76 86V85H75ZM13 86H11V88H12ZM29 87V86H28ZM54 87V86H53ZM74 87V86H73ZM79 87V86H78ZM197 87H196V89H197ZM11 88H9V89H11ZM20 88V87H19ZM48 88V87H47ZM46 88V89H47ZM80 88H81V86H80ZM86 88H87V86H86ZM157 88V89H156ZM199 88V87H198ZM23 89H24V87H23ZM56 89V88H55ZM54 88H53V91H51L50 90V94L51 95H53V97H55L56 95H57V93H58V90H56V91H54L55 90ZM71 89V88H70ZM83 89H84V87H83ZM82 89V90H83ZM194 89H195V87H194ZM264 89V88H263ZM19 90H21V89H19ZM73 90V89H72ZM75 90V89H74ZM78 90V89H77ZM96 90V89H95ZM18 91V90H17ZM68 91V90H67ZM76 91V90H75ZM74 91V92H75ZM85 91H87V89L85 90ZM264 91V90H263ZM32 92V91H31ZM52 92V93H51ZM71 92V91H70ZM82 92V91H81ZM93 92V91H92ZM80 93V92H79ZM83 93H85V95H86V92H83ZM83 93H82V95H83ZM150 93V94H149ZM152 93V94H151ZM191 93H193V92H191ZM195 93V92H194ZM227 93V95H229L228 97H226V98H228V99H226V100H223V94H226ZM5 94V93H4ZM31 94V93H30ZM91 94V93H90ZM146 94H149V95H156V97H154V99H153V102H152V104H149V102L148 103H146V102H144V100H145V98L146 97H143V96H145ZM262 94V93H261ZM15 95V94H14ZM27 96H28V94H26ZM32 95V94H31ZM80 95V94H79ZM92 95V94H91ZM143 95V96H142ZM148 95V96H149ZM33 96H35V95H33ZM37 96V95H36ZM75 96H76V94H70L69 95V98H68V95H67V99L65 100L64 99V101L67 103V102H69V105H70V103H72V105H73V103H75V102H73L74 101V99H75ZM88 96V95H87ZM147 96V97H148ZM5 97V96H4ZM7 97V96H6ZM24 97V96H23ZM79 97V96H78ZM82 97V96H81ZM83 97H84V95H83ZM89 97V96H88ZM143 97L144 99L142 100L141 98ZM151 97V96H150ZM213 97V98H212ZM11 98V97H10ZM30 98V97H29ZM58 98H60V96H58L57 97V99ZM80 98V97H79ZM91 98V97H90ZM99 98V97H98ZM116 98V99H117ZM202 98V100L201 101H198L199 99H201ZM7 99V98H6ZM6 99H4V100H6ZM36 99V98H35ZM38 99V98H37ZM53 99V98H52ZM57 99L53 102V107H57L56 106V104H57ZM96 99V98H95ZM147 99V98H146ZM213 99L215 100V101H213ZM7 100H9V99H7ZM39 100H40V98H39ZM75 100H77V99H75ZM80 101H81V99H79ZM34 101V100H33ZM83 101V100H82ZM81 101V102H82ZM86 102L88 101V102H92V101H89V99L88 100H85ZM100 101V100H99ZM111 101V102H110ZM4 102V101H3ZM22 102V101H21ZM32 102V101H31ZM82 103L83 104V107L85 106V108L86 107H88V106H86V104L87 103ZM104 102V103H105ZM110 102V103H109ZM113 102H115V101H113ZM120 102V101H119ZM1 103V102H0ZM19 103V102H18ZM95 103V102H94ZM103 103V104H104ZM5 104V103H4ZM4 104H1V105H3L4 106ZM17 104V103H16ZM64 104V103H63ZM99 104V103H98ZM122 104V103H121ZM149 104V105H148ZM14 105V104H13ZM12 105V106H13ZM34 105V107L36 108V109H41V107L43 106V103L41 102V101H37L36 100V102H35V104H33ZM66 105H68V103L66 104ZM87 105H90L89 107H91V104H87ZM94 105V104H93ZM2 106V107H3ZM9 106H10V104H9ZM22 106V105H21ZM29 106V105H28ZM45 106V105H44ZM49 106V105H48ZM64 106V105H63ZM78 106H79V104H78ZM105 106H106V104H105ZM116 106V105H115ZM118 106V105H117ZM122 106V105H121ZM1 106H0V108H2ZM8 107V106H7ZM11 107V106H10ZM19 107V106H18ZM52 107V106H51ZM65 107H67V106H65ZM65 107H63V108H65ZM82 107V108H83ZM106 107H108V106H106ZM170 107H168V108H170ZM238 107H240V109L237 111L236 110V108H238ZM61 108H62V106H61ZM69 108V107H68ZM67 108V109H68ZM74 108V107H73ZM80 108V107H79ZM110 108V107H109ZM115 109H116V107H114ZM9 108H7L6 110H8ZM35 109V110H36ZM46 109V108H45ZM75 109V108H74ZM111 109V108H110ZM112 109H113V107H112ZM48 110V109H47ZM46 110V111H47ZM60 110V109H59ZM66 110V109H65ZM72 111H73V109H71ZM75 110H77V109H75ZM79 110V109H78ZM80 110H82V109H80ZM89 111L90 110V108L88 109V108H86L85 110H84V112H86V111ZM117 110V109H116ZM119 110V109H118ZM170 110V109H169ZM174 110V111H175ZM11 111V110H10ZM13 111V110H12ZM42 111V110H41ZM44 111V110H43ZM49 111V110H48ZM87 111V112H88ZM107 111V110H106ZM176 111V112H177ZM1 112V111H0ZM26 112V111H25ZM29 112V111H28ZM39 112V111H38ZM62 112V111H61ZM74 112V111H73ZM83 112V111H82ZM84 112L83 113H81V114H83L84 115ZM110 112V111H109ZM176 112H174V113H171V111H170V113L168 112V114H169V118L168 119H170L171 117H173V116H175L174 114H176ZM2 113H3V111H2ZM67 113H69V112H67ZM77 113V112H76ZM107 113V112H106ZM105 113V114H106ZM111 113H112V110H111ZM113 113H116V111L114 110L113 111ZM118 113V112H117ZM6 114V113H5ZM30 114V113H29ZM34 114H36L35 112H34ZM39 114H41V113H39ZM45 114V113H44ZM81 114H79L80 116H82ZM119 114H120V112H119ZM167 114V115H168ZM178 114V113H177ZM9 115V114H8ZM42 115H43V113H42ZM41 115V116H42ZM64 114H62V116H63ZM66 115V114H65ZM71 115V114H70ZM73 115V114H72ZM71 115V116H72ZM78 115V116H79ZM86 115V114H85ZM171 115H173V116H171ZM27 116V115H26ZM31 116V115H30ZM35 116V115H34ZM45 116V115H44ZM57 116V115H56ZM68 116V115H67ZM67 116H66V118H67ZM76 116V115H75ZM87 116V115H86ZM104 116V115H103ZM108 116V115H107ZM115 116V115H114ZM177 116V117H178ZM21 117V116H20ZM28 117V116H27ZM26 117V119H28ZM48 117V116H47ZM46 117V118H47ZM69 117V116H68ZM73 117H74V115H73ZM83 117V116H82ZM85 117V116H84ZM83 117V118H84ZM87 117H89V116H87ZM166 117H168V116H166ZM4 118H5V116H4ZM16 118V117H15ZM94 118V117H93ZM34 119V118H33ZM49 119V118H48ZM47 119V120H48ZM68 119V118H67ZM70 119V118H69ZM99 119V118H98ZM105 119H106V117H105ZM164 119H165V117H164ZM15 120V119H14ZM73 120V122H74V119H72ZM85 120V119H84ZM120 120V121H121ZM36 121H38V120H36ZM50 121V120H49ZM52 121V120H51ZM65 121V120H64ZM93 121V120H92ZM163 121V120H162ZM173 121V120H172ZM171 121V122H172ZM8 122V121H7ZM35 122V121H34ZM76 122V121H75ZM106 122V121H105ZM176 123H177V121H175ZM180 122V121H179ZM13 123V122H12ZM71 123V122H70ZM82 122H80V124H81ZM121 123V122H120ZM148 123H149V125H148ZM161 123V122H160ZM159 123V124H160ZM168 123V122H167ZM166 122L165 123H163V124H167ZM181 123V124H182ZM4 124V123H3ZM58 124V123H57ZM72 124V123H71ZM71 124H69L70 126H71ZM86 124V123H85ZM111 124V123H110ZM146 124L148 125V126H146ZM153 124V123H152ZM178 124V123H177ZM181 124H179V125H181ZM75 125H77V124H75ZM79 125V124H78ZM77 125V126H78ZM155 125L156 124H154V128H155ZM176 125V124H175ZM9 126V125H8ZM49 126H50V124H49ZM66 126V125H65ZM74 126V125H73ZM91 126V125H90ZM93 126V125H92ZM108 126H109V124H108ZM116 126V125H115ZM121 126V125H120ZM145 126V127H144ZM152 126V125H151ZM165 126V125H164ZM187 126H184V127H187ZM69 127V126H68ZM83 127V126H82ZM88 127V126H87ZM87 127H86V129H87ZM106 127V126H105ZM112 127V126H111ZM144 127V128H143ZM7 128V127H6ZM74 128V127H73ZM92 128V127H91ZM110 128V127H109ZM150 128V127H149ZM153 128V129H154ZM182 128V127H181ZM194 128V132L193 133H195L196 131H198L197 130V128L195 129ZM49 129V128H48ZM72 129V128H71ZM76 129V128H75ZM81 129V128H80ZM89 129V128H88ZM112 129H113V127H112ZM112 129H110V130H112ZM119 129V128H118ZM118 129H115L116 131H118ZM158 129V128H157ZM157 129H155V130H157ZM160 129V128H159ZM177 129V128H176ZM185 129V128H184ZM7 130H9V129H7ZM11 131V130H10ZM9 131V132H10ZM84 131V130H83ZM108 132H109V130H107ZM107 131H106V129H105V132L107 133ZM115 131V132H116ZM152 131V130H151ZM163 131V130H162ZM161 131V132H162ZM169 131V130H168ZM186 131V130H185ZM190 131V130H189ZM206 131V132H205ZM67 132V131H66ZM68 132H70V130L68 131ZM114 132V134H116ZM132 132V131H131ZM148 132V131H147ZM157 132V131H156ZM155 132V133H156ZM180 132V131H179ZM200 132V131H199ZM136 133V132H135ZM149 133H151V132H149ZM158 133H160V132H158ZM158 133H157V135H158ZM168 133V132H167ZM183 133V132H182ZM197 133V132H196ZM11 134H12V132H11ZM67 134V133H66ZM75 134V133H74ZM77 134V133H76ZM85 134H88V133H85ZM90 134V133H89ZM110 134V133H109ZM111 134H112V132H111ZM113 134V135H114ZM119 134V133H118ZM119 134V135H120ZM121 134V135H122ZM132 134V133H131ZM148 134V133H147ZM146 134V135H147ZM165 134V133H164ZM17 135V134H16ZM69 135V134H68ZM67 135V137H69ZM79 135V134H78ZM77 135V136H78ZM83 135V134H82ZM108 135V134H107ZM119 135H117V136H119ZM123 135H122V137H123ZM137 135V134H136ZM151 135V134H150ZM153 135H156V134H153ZM152 135V136H153ZM72 136V135H71ZM70 136V137H71ZM131 136H133V135H131ZM131 136H129V137H131ZM143 136H144V134H143ZM163 136V134L161 135V137ZM172 136V135H171ZM192 136H194V135H191V137ZM70 137H69V139H70ZM75 137V136H74ZM103 137V136H102ZM114 137V136H113ZM116 137V136H115ZM124 137H123V139L122 140H124ZM129 137H128V139H129ZM146 137V136H145ZM179 137V136H178ZM182 137V136H181ZM197 137V136H196ZM200 137V136H199ZM1 138V137H0ZM65 138V137H64ZM109 138V137H108ZM117 138V137H116ZM120 138H121V136H120ZM137 138V140L138 141H140L141 142V140H139ZM144 138V137H143ZM143 138H142V140H143ZM149 138V137H148ZM147 137H146V139L145 140H147L148 139ZM154 138H156V137H154ZM160 138V137H159ZM68 139V140H69ZM71 139H73V138H71ZM103 139V138H102ZM136 139V138H135ZM140 139H141V137H140ZM170 139V138H169ZM181 139H183V138H181ZM198 139H200V138H198ZM67 140V141H68ZM74 140V139H73ZM112 140H114V139H112ZM117 140V139H116ZM115 140V141H116ZM136 140V141H137ZM149 140V139H148ZM147 140V141H148ZM173 140V139H172ZM248 140H250L251 142H252V144H250L249 146H247L246 145V143H247V141ZM7 141V140H6ZM109 141V140H108ZM111 141V140H110ZM119 141V140H118ZM125 141V140H124ZM128 141V140H127ZM159 141V140H158ZM178 141V140H177ZM201 141V140H200ZM8 142V141H7ZM80 142V141H79ZM86 142V141H85ZM105 142H107L106 140H105ZM146 142V141H145ZM145 142H143L144 144H145ZM150 142V141H149ZM181 142V141H180ZM0 143H2V142H0ZM69 143V142H68ZM74 143V142H73ZM82 143V142H81ZM80 143V144H81ZM125 144L127 143V142H124ZM135 143V142H134ZM148 143V142H147ZM184 143V142H183ZM3 144V143H2ZM14 144V143H13ZM87 144V143H86ZM122 144V147L125 145H123V143H121ZM130 144V143H129ZM136 144V143H135ZM138 144H140L139 142H138ZM138 144H136L137 145V147H134V148H137L138 149V147L140 146L141 147V145H138ZM200 144H201V142H200ZM70 145V144H69ZM69 145H68V147H69ZM75 145V147L77 146L76 144H74ZM73 145V146H74ZM101 145V144H100ZM128 144H126L125 146H127ZM3 146V145H2ZM84 146V145H83ZM124 146V147H125ZM143 146V145H142ZM196 146V145H195ZM194 146V147H195ZM70 147H72V146H70ZM82 147V146H81ZM98 147H100V146H98ZM102 147V146H101ZM107 147H109V146H107ZM121 147V148H122ZM127 147H129V145L127 146ZM140 147H139V150H140ZM77 148V147H76ZM86 148V147H85ZM105 148V147H104ZM103 148V149H104ZM115 148V147H114ZM117 148V147H116ZM143 148L144 147H142V150H140V151H142V155L144 154V153H146V147L144 148L145 150H143ZM196 148V147H195ZM5 149H6V147H5ZM68 149H70V148H68ZM103 149H101V150H103ZM128 149V148H127ZM133 149V148H132ZM166 149V148H165ZM192 149V148H191ZM0 150H2V149H0ZM72 150V149H71ZM75 150V149H74ZM81 150V149H80ZM83 150V149H82ZM113 150V149H112ZM112 150H110V151H112ZM115 150V149H114ZM120 150V149H119ZM118 150V151H119ZM122 150V149H121ZM125 150H126V148H125ZM134 150H136V149H134ZM148 150H150V149H148ZM7 151V150H6ZM69 151V150H68ZM67 151V152H68ZM128 151H131L130 153L132 154V152L135 154V153H137V150H136V152L135 151H132L131 150V147L128 149ZM127 151V152H128ZM139 151V152H140ZM193 151V150H192ZM2 152V151H1ZM67 152L65 153V155L67 154ZM114 151H112L110 154V156H114V155H116L117 156V154H122L123 152V154L122 155H125V152L126 151H122V152H116L115 151V154L113 155L112 153H113ZM138 152V153H139ZM155 152V151H154ZM217 152V153H218ZM244 152H246V154L244 153ZM72 153V152H71ZM77 153V152H76ZM85 153V152H84ZM88 153V152H87ZM86 153V154H87ZM100 153V152H99ZM105 153H108V152H105ZM138 153L137 154H135L136 156L135 157H137L138 158V160H140L141 158H139L138 156H140V154L141 153H139V155H138ZM196 153V152H195ZM217 153H216V155H213L212 154V156H217ZM242 153H244L245 154V156L242 154ZM61 154V153H60ZM81 154V153H80ZM128 154V153H127ZM130 154V155H131ZM187 154V153H186ZM194 154V153H193ZM192 154V155H193ZM72 155V154H71ZM74 155V154H73ZM79 155V154H78ZM102 155H104V154H102ZM102 155H100V156H102ZM108 155H109V153H108ZM138 155V156H137ZM146 155H149V154H147L146 153ZM145 154H144V157H148V156H146ZM155 155V154H154ZM171 154H169V156H170ZM173 155V154H172ZM211 155V154H210ZM87 157H89V155H86ZM105 156V155H104ZM151 156V155H150ZM168 156V155H167ZM168 156V157H169ZM195 156V155H194ZM219 156V155H218ZM8 157V156H7ZM61 157H64V156H61ZM82 157H83V155H82ZM115 157V156H114ZM118 157H120V155H118ZM122 157V156H121ZM134 157V158H135ZM142 157V156H141ZM154 157V156H153ZM155 157H156V155H155ZM65 158V157H64ZM67 158V157H66ZM110 158V157H109ZM126 159H127V157H125ZM62 159V158H61ZM73 159V158H72ZM88 159V158H87ZM99 159V158H98ZM111 160H110V162L108 163V164H110L111 165V163L112 164H114V161L113 160H115L116 158H110ZM124 159V158H123ZM125 159V160H126ZM142 159L144 160V158L142 157ZM141 159V160H142ZM149 159V158H148ZM152 159V158H151ZM189 159V158H188ZM211 159V158H210ZM222 159V160H223ZM63 160V159H62ZM61 160V161H62ZM65 160V159H64ZM71 160V159H70ZM118 160V159H117ZM128 160V159H127ZM142 160V161H143ZM182 160V159H181ZM215 160V159H214ZM60 161V160H59ZM73 161H74V159H73ZM87 161V160H86ZM98 161V160H97ZM105 161H106V159H105ZM104 161V162H105ZM111 161H113V162H111ZM116 161V160H115ZM145 161V160H144ZM147 161V160H146ZM192 161V160H191ZM194 161H196V159L194 160ZM1 162V161H0ZM6 162V161H5ZM118 162H119V160H118ZM148 162V161H147ZM186 162V164L187 165H189V167L191 166V167H193V162H189V161H185ZM220 162V161H219ZM224 162H223V164H224ZM58 163H60V162H58ZM65 163H66V161H65ZM79 163H82V162H79ZM116 163V162H115ZM121 163V162H120ZM139 163V162H138ZM141 163H143V162H141ZM193 163V164H192ZM211 163V162H210ZM97 163L95 162V165H96ZM99 164V163H98ZM104 164V163H103ZM106 164H107V162H106ZM105 164V165H106ZM107 164V165H108ZM134 164V163H133ZM140 164V163H139ZM185 164V165H186ZM196 164V168H195V165H194V169H197L198 168V165H197V162L195 163ZM201 164V165H202ZM212 164H213V162H212ZM211 164V165H212ZM219 164V163H218ZM224 164V165H225ZM61 165V164H60ZM69 165H70V162H69ZM106 165V170H105V168H103L104 170H105V172H107L108 173V171L109 170H107V168H108V166ZM115 165V164H114ZM119 165V164H118ZM186 165V166H187ZM222 165V164H221ZM221 165H218L219 167L221 166ZM64 166V165H63ZM82 166V165H81ZM112 167H113V165H111ZM110 166V167H111ZM173 166V165H172ZM226 167H228L227 165H225ZM59 167V166H58ZM61 167V166H60ZM80 167V166H79ZM83 167V166H82ZM88 167H89V165H88ZM111 167V169H113V168H116V167H113L112 168ZM119 166H117V170L119 169V171H122V170H120V167L118 168ZM150 167V166H149ZM152 167V166H151ZM202 167H203V165H202ZM217 167V166H216ZM239 167V168H238ZM65 168V167H64ZM73 168V167H72ZM90 168H91V166H90ZM98 168V167H97ZM101 168V169H102ZM139 168H141V167H139ZM154 168V167H153ZM174 168V167H173ZM181 168V167H180ZM180 168H178V166L175 168V170H174V172H175V176H177V175H179V176H181L184 180L186 179L184 176L186 175V173L183 175V171H181V169ZM193 168H190V171L192 172L194 169ZM108 169H110V168H108ZM111 169H110V171H111ZM123 169V168H122ZM137 169H138V166H137ZM147 169V168H146ZM149 169V168H148ZM152 169V168H151ZM183 169V168H182ZM187 169V168H186ZM191 169H193V170H191ZM217 169V168H216ZM222 169V168H221ZM2 170V169H1ZM89 170V169H88ZM92 170H93V168H92ZM94 170H95V168H94ZM98 170V169H97ZM117 170L115 171V174H116V172H117ZM131 170H132V168H131ZM168 170V169H167ZM199 170H201L200 168H199ZM214 170V169H213ZM103 171V170H102ZM114 171V169L112 170V172ZM151 171V170H150ZM185 171V170H184ZM189 171V170H188ZM194 171H197L198 172V169L197 170H194ZM193 171V172H194ZM218 171H219V168H218ZM217 171V172H218ZM7 172V171H6ZM72 172V171H71ZM87 172V171H86ZM95 172V171H94ZM93 172V173H94ZM99 172V171H98ZM104 172V171H103ZM112 172H110L111 174H112ZM126 172H127V170H126ZM138 172V171H137ZM221 172V171H220ZM228 172V171H227ZM243 172V173H244ZM5 173V172H4ZM70 173V172H69ZM85 173V172H84ZM119 173V172H118ZM122 173V172H121ZM121 173H119L120 175H121ZM160 173V172H159ZM195 173V172H194ZM224 173V172H223ZM226 173V172H225ZM89 174H90V171H89ZM88 174V175H89ZM92 174V173H91ZM113 174H114V172H113ZM114 174V176L116 177V175ZM118 174V175H119ZM132 174V173H131ZM137 174V173H136ZM146 174V173H145ZM231 174V175H232ZM236 174V173H235ZM62 175H63V173H62ZM84 175V174H83ZM105 175H106V173H105ZM125 175H126V173H125ZM139 175V174H138ZM143 175V174H142ZM163 175V174H162ZM188 175H192V174H188ZM194 175V174H193ZM199 175H200V173H199ZM207 175V174H206ZM205 175V176H206ZM230 175V176H231ZM246 175V174H245ZM67 176H68V174H67ZM81 176V175H80ZM86 176V175H85ZM89 176H91V175H89ZM107 176V175H106ZM106 176H105V178H106ZM113 176V177H114ZM132 176V175H131ZM208 176V175H207ZM213 176V175H212ZM236 176V175H235ZM234 176V177H235ZM74 177V176H73ZM84 177V176H83ZM87 177V176H86ZM119 177V176H118ZM118 177H116V180L118 179ZM127 177V176H126ZM138 177V176H137ZM141 177V176H140ZM149 177H151V176H149ZM148 176H147V178H149ZM154 177H155V175H154ZM194 177V176H193ZM197 177V176H196ZM199 177V176H198ZM197 177V178H198ZM203 177V176H202ZM233 177V176H232ZM237 177V176H236ZM236 177H235V179H236ZM240 177V176H239ZM242 177H243V175H242ZM245 177H247V176H245ZM4 178V177H3ZM63 178V177H62ZM136 178V177H135ZM139 178V177H138ZM142 178V177H141ZM189 178V177H188ZM187 178V179H188ZM201 178V177H200ZM213 178H215L214 180L212 179V181H213V185L214 186H216V187H218L217 189H219L220 190V188H225V186H227L228 185V183L226 182L227 180H229V178H228V176H226V175H222V177H220V178H218V177H213ZM64 179V178H63ZM75 179V178H74ZM80 179H81V177H80ZM80 179H78V180H80ZM84 179V178H83ZM91 179H92V177H91ZM90 179V180H91ZM111 179V178H110ZM121 178L119 177V180H120ZM133 179V178H132ZM152 179V182H153V178H151ZM151 179H150V181H151ZM157 179V178H156ZM177 179V178H176ZM175 179V180H176ZM191 179V178H190ZM242 179V178H241ZM245 178H243L242 180L245 182V180H244ZM67 180V179H66ZM86 180H87V178H86ZM197 180V179H196ZM201 180V179H200ZM237 180V179H236ZM64 181H65V179H64ZM133 181V180H132ZM148 181V183L150 182L149 181V179L147 180ZM186 181V180H185ZM193 181V180H192ZM191 181V182H192ZM198 181V180H197ZM202 181V180H201ZM233 181V180H232ZM239 181V180H238ZM242 181V182H243ZM71 182V181H70ZM106 182H107V180H106ZM130 182V181H129ZM128 182V183H129ZM152 182H151V184H152ZM177 182V181H176ZM187 182V181H186ZM243 182V183H244ZM247 182H248V180H247ZM71 183H73V181L71 182ZM85 183V182H84ZM92 183V182H91ZM90 183V184H91ZM126 183V182H125ZM127 183V184H128ZM154 183V182H153ZM193 183V182H192ZM197 183V182H196ZM235 183V182H234ZM239 183V182H238ZM68 184V183H67ZM74 184V183H73ZM172 184V183H171ZM176 184V183H175ZM236 184V183H235ZM247 184V185H248ZM59 185V184H58ZM84 185V184H83ZM82 185V186H83ZM106 185H107V183H106ZM109 185V184H108ZM149 185V184H148ZM155 185V184H154ZM173 185V184H172ZM230 185V184H229ZM228 185V186H229ZM246 185V186H247ZM248 185V186H249ZM17 186V185H16ZM22 186V185H21ZM60 186V185H59ZM62 186V185H61ZM88 186V185H87ZM86 186V187H87ZM110 186V185H109ZM121 186H123V185H121ZM150 186V185H149ZM161 186V185H160ZM174 186V185H173ZM227 186V187H228ZM241 186V185H240ZM244 186V185H243ZM247 186V187H248ZM57 187V186H56ZM120 187V186H119ZM136 187V186H135ZM179 187H181L180 185H179ZM72 188V187H71ZM77 188H78V186H77ZM82 188V187H81ZM144 188V187H143ZM147 188V187H146ZM146 188L143 190L142 189V191H145L146 190ZM152 188V187H151ZM246 188V187H245ZM249 189H250V187H248ZM70 189V188H69ZM86 189V188H85ZM108 189V188H107ZM138 189V188H137ZM148 189H150L149 187L147 188V190ZM154 188H152L151 190H153ZM164 189V188H163ZM179 189V188H178ZM194 189V188H193ZM247 189V188H246ZM248 189V190H249ZM250 189V190H251ZM60 190V189H59ZM74 190V189H73ZM138 190H141V189H138ZM137 190V191H138ZM172 190V189H171ZM239 190V189H238ZM243 190H244V188H243ZM75 191H77V190H75ZM80 191H83V190H80ZM166 191V190H165ZM179 191V190H178ZM185 191V190H184ZM192 191V190H191ZM200 191V190H199ZM211 191V190H210ZM224 191V190H223ZM70 192V191H69ZM108 192L110 193V190H108ZM168 192V191H167ZM239 192V191H238ZM244 192V191H243ZM246 192H247V190H246ZM249 192V191H248ZM72 193V192H71ZM74 193V192H73ZM165 193V192H164ZM180 193H181V191H180ZM180 193H178V194H180ZM182 193H183V191H182ZM181 193V194H182ZM191 193V192H190ZM193 193V192H192ZM201 193V192H200ZM218 193V192H217ZM221 193H223V195H224V192H222L221 191ZM220 193V194H221ZM225 193H227V191L225 192ZM241 193H242V191H241ZM251 193V192H250ZM75 194H77L76 192H75ZM82 195H83V193H81ZM106 194V193H105ZM118 194V193H117ZM123 194V193H122ZM156 194V193H155ZM170 194V193H169ZM215 194V193H214ZM237 193H235V195H236ZM60 195H63L64 196V194H62V192H61V194ZM60 195H59V197H60ZM107 195V194H106ZM138 195V194H137ZM147 196H148V194H146ZM209 195V194H208ZM212 195V194H211ZM222 195V194H221ZM231 195V194H230ZM238 195V194H237ZM239 195H241V194H239ZM248 195V194H247ZM250 195V194H249ZM251 195V196H252ZM66 196H68L67 195V193H66ZM84 196V195H83ZM118 196V195H117ZM131 196V195H130ZM182 196H184V195H182ZM190 196H192L193 197V195H190ZM190 196H188V197H190ZM210 196V195H209ZM214 196V195H213ZM242 196H244V194L242 195ZM65 197V196H64ZM76 197H77V199L80 201V202H82L83 200V198L84 197H82L81 198V196H80V194H79V192H78V194L76 195ZM90 197V196H89ZM163 197V196H162ZM171 197V196H170ZM173 197H175V196H173ZM173 197H172V200H173ZM191 197V198H192ZM194 197H195V195H194ZM194 197H193V199H194ZM200 197V196H199ZM198 197V198H199ZM205 197V196H204ZM206 197H208V196H206ZM234 197V196H233ZM237 197H239V196H237ZM236 197V198H237ZM253 197V196H252ZM252 197H251V199H252ZM62 198V197H61ZM93 198V197H92ZM95 198V197H94ZM121 199H122V196L120 197ZM151 198V197H150ZM160 198V197H159ZM178 198H180V196L178 195ZM178 198H176L175 197V199H177L178 200ZM196 198V197H195ZM228 198V197H227ZM235 198V199H236ZM9 199V198H8ZM60 199V198H59ZM106 199V198H105ZM110 199H112V197L110 198ZM117 199V198H116ZM149 199V198H148ZM165 199H167V198H165ZM174 199V204L176 203L175 200ZM181 199H183V198H180L179 200L181 201ZM234 199V200H235ZM238 199V198H237ZM240 199V198H239ZM246 199H248V198H246ZM51 200H52V198H51ZM71 200V199H70ZM109 200V199H108ZM113 200H115L114 198H113ZM118 200H119V198H118ZM170 200V199H169ZM185 200V199H184ZM198 200V199H197ZM232 200V199H231ZM240 200H242V199H240ZM245 200V199H244ZM249 200V199H248ZM50 201V200H49ZM109 201H111V200H109ZM122 201V200H121ZM144 201H147V200H144ZM154 201V200H153ZM191 201H193L192 199H191ZM204 201V200H203ZM237 201V200H236ZM239 201V200H238ZM245 201H247V200H245ZM66 202V201H65ZM75 202H77V201H75ZM74 202V203H75ZM84 202V201H83ZM83 202H82V205H83ZM112 202V201H111ZM117 202V201H116ZM143 202V201H142ZM141 202V203H142ZM148 202V201H147ZM150 202V201H149ZM178 202V201H177ZM190 202V201H189ZM197 202V201H196ZM217 202V201H216ZM49 203V202H48ZM106 203V202H105ZM110 203V202H109ZM108 203V206L110 205L111 206V204H109ZM119 203V202H118ZM137 203V202H136ZM140 203V202H139ZM160 203V202H159ZM194 203V202H193ZM201 203V202H200ZM237 203V202H236ZM249 203H251V202H249ZM68 204V203H67ZM77 204H78V202H77ZM115 204H117V203H115ZM134 204V203H133ZM150 204V203H149ZM157 204V203H156ZM179 203H177V205H178ZM187 204V203H186ZM195 204V203H194ZM211 204V203H210ZM233 204V203H232ZM232 204H230L231 206H232ZM234 204H235V202H234ZM238 204V203H237ZM237 204H235V205H237ZM243 204V203H242ZM66 205V204H65ZM113 205H114V203H113ZM142 205V204H141ZM148 205V204H147ZM171 205V204H170ZM176 205V206H177ZM179 205H181V204H179ZM192 205V204H191ZM200 205V204H199ZM213 205V204H212ZM249 205V204H248ZM105 206H106V204H105ZM109 206V207H110ZM116 206V205H115ZM122 206V205H121ZM125 206V205H124ZM166 206V205H165ZM175 206V205H174ZM175 206V207H176ZM182 206V205H181ZM189 205H187V207H188ZM198 206V205H197ZM227 206V205H226ZM234 206V205H233ZM232 206V207H233ZM239 206V205H238ZM78 207H80V206H78ZM112 207V206H111ZM114 207V206H113ZM112 207V208H113ZM120 207V206H119ZM127 207H129V206H127ZM138 207V206H137ZM136 207V208H137ZM180 207V206H179ZM178 207V208H179ZM228 207V206H227ZM230 207V206H229ZM235 207V206H234ZM237 207V206H236ZM248 207H250V206H248ZM77 208V207H76ZM116 208V210H117V206L115 207ZM114 208V209H115ZM126 208V207H125ZM130 208V207H129ZM190 208V207H189ZM193 208H195L194 206H193ZM192 208V209H193ZM201 207H197V209L199 210H197L198 212H200V209ZM65 209H68L67 207L65 208ZM107 209V208H106ZM110 209V208H109ZM120 209V208H119ZM121 209H124V207L122 208L121 207ZM132 209V208H131ZM172 209V208H171ZM176 209H177V207H176ZM180 209V208H179ZM179 209H177V210H179ZM182 209V208H181ZM180 209V210H181ZM203 209V208H202ZM205 209V208H204ZM203 209V210H204ZM210 209V208H209ZM226 209V208H225ZM232 209H234V208H232ZM249 209V208H248ZM63 210V209H62ZM76 210H78V209H76ZM80 210V209H79ZM108 210V209H107ZM130 210V209H129ZM154 210V209H153ZM176 210V211H177ZM196 210V209H195ZM227 210V209H226ZM229 210H230V208H229ZM60 211V210H59ZM73 211V210H72ZM81 211V210H80ZM113 211V210H112ZM111 211V212H112ZM120 211V210H119ZM118 211V212H119ZM139 211V210H138ZM145 211V210H144ZM156 211V210H155ZM212 211V210H211ZM228 211V210H227ZM233 211V210H232ZM69 212V211H68ZM110 212V213H111ZM146 212H148V211H146ZM146 212L144 213V214H146ZM169 212V211H168ZM182 212H184V211H182ZM192 212V211H191ZM196 212V211H195ZM198 212H197V216H198ZM203 212V211H202ZM207 212V211H206ZM209 212V211H208ZM218 212V211H217ZM222 212V211H221ZM225 212V211H224ZM231 212V211H230ZM71 213V212H70ZM74 213V212H73ZM86 213V212H85ZM116 213V212H115ZM148 213H150V212H148ZM201 213V212H200ZM200 213H199V216L201 217H199L200 218V220H199V218L197 217V219L200 221L199 223H197V225H199L198 226V231H197V234L199 235V237L201 236L200 234H203L204 232L205 233H207V231H208V233H211L212 232V229H211V231L209 232V229H210V226L211 225H209V223H207L208 221H206L205 220V216H203V215H200ZM61 214V213H60ZM64 214V213H63ZM189 214H190V212H189ZM194 213L192 212V214L191 215H193ZM204 214V213H203ZM208 214V213H207ZM216 214V213H215ZM218 214V213H217ZM228 214V213H227ZM226 214V215H227ZM229 214H231V213H229ZM240 214V213H239ZM62 215V214H61ZM117 216H118V213L116 214ZM116 215H115V217H116ZM141 215V214H140ZM173 215V214H172ZM195 215V214H194ZM210 215V214H209ZM208 215V216H209ZM220 215V214H219ZM226 215H224V216H226ZM147 216V214L146 215H144V219H146L147 220V218L150 216H148V217H146ZM174 216V215H173ZM187 216V215H186ZM185 216V217H186ZM196 216V215H195ZM195 216H193V219H194V217ZM208 216H206V217H208ZM221 216V215H220ZM223 216V215H222ZM223 216V219H225V220H227V217L225 218ZM114 217V216H113ZM115 217H114V219H115ZM130 217V216H129ZM140 217V216H139ZM150 217H152V216H150ZM162 217V216H161ZM166 217H167V215H166ZM165 217V218H166ZM181 217V216H180ZM184 217V218H185ZM190 217V216H189ZM192 217V216H191ZM190 217V218H191ZM215 217V216H214ZM213 217V218H214ZM240 217V216H239ZM255 217V216H254ZM254 217H252V218H254ZM63 218H64V216H63ZM73 218V217H72ZM76 218V217H75ZM112 218V217H111ZM110 218V219H111ZM142 218V219H143ZM164 218V217H163ZM175 218V217H174ZM187 218V217H186ZM185 218V219H186ZM209 218V217H208ZM242 218V217H241ZM116 219H117V217H116ZM143 219V221H145ZM149 219V218H148ZM152 219V218H151ZM182 219H183V217H182ZM230 219V218H229ZM255 219V218H254ZM108 220V219H107ZM106 220V221H107ZM132 220H133V218H132ZM179 220V219H178ZM181 220V219H180ZM188 220V219H187ZM211 220V219H210ZM215 220H217V219H215ZM218 220H220V219H218ZM222 220V219H221ZM252 220V219H251ZM64 221V220H63ZM79 221V220H78ZM112 221H114L113 219H112ZM135 221V220H134ZM150 221V220H149ZM153 221V220H152ZM152 221H151V223H152ZM167 221V220H166ZM170 221V220H169ZM168 221V222H169ZM174 221V220H173ZM190 221V220H189ZM233 221V220H232ZM255 221V220H254ZM253 221V223H255ZM256 221V222H257ZM68 222V221H67ZM116 222V221H115ZM128 222V221H127ZM136 222V221H135ZM142 222V221H141ZM154 222H156V221H154ZM216 222H218V221H216ZM225 222V221H224ZM230 222V221H229ZM239 222H240V220H239ZM238 222V223H239ZM252 222V221H251ZM59 223V222H58ZM106 224V226L107 227H105V228H108V226L110 225L111 227H112V225L111 224H113V222H110V224H108L109 223V221L108 222H105ZM137 223H138V221H137ZM148 223V222H147ZM146 223V224H147ZM165 223V222H164ZM172 223H175V222H172ZM184 223V222H183ZM189 223V222H188ZM191 223V222H190ZM226 223V222H225ZM61 224V223H60ZM70 224V223H69ZM76 224V223H75ZM80 224V223H79ZM115 224V223H114ZM113 224V225H114ZM136 224V223H135ZM167 224V223H166ZM176 224V223H175ZM182 224V223H181ZM184 224H186V223H184ZM183 224V225H184ZM192 224V223H191ZM216 224V223H215ZM77 225H78V223H77ZM137 225V224H136ZM169 225V224H168ZM194 225V227H195V224H192V226ZM219 225V224H218ZM246 225V224H245ZM250 226H252L251 224H249ZM256 225V224H255ZM98 226V225H97ZM230 226V225H229ZM55 227V226H54ZM103 227V226H102ZM111 227H109L108 228V231L109 232H111ZM145 227V226H144ZM216 227V226H215ZM256 227V226H255ZM254 227V228H255ZM52 228H53V226H52ZM68 228H69V226H68ZM80 228V227H79ZM99 228V227H98ZM104 228V227H103ZM192 228V227H191ZM211 228H212V226H211ZM239 228H241V227H239ZM248 228V227H247ZM36 229V228H35ZM74 229V228H73ZM94 229V228H93ZM149 229V228H148ZM147 229V230H148ZM152 229V228H151ZM150 229V230H151ZM164 229V228H163ZM220 229V228H219ZM224 229V228H223ZM227 229V228H226ZM75 230H76V228H75ZM81 230V229H80ZM83 230V229H82ZM99 230V229H98ZM102 230V229H101ZM104 230V229H103ZM102 230V231H103ZM113 230V229H112ZM141 230V229H140ZM147 230H146V232H147ZM180 230V229H179ZM192 230V229H191ZM214 230H216L215 228H214ZM214 230H213V233H214ZM237 230V229H236ZM255 230V229H254ZM90 231V230H89ZM105 231H106V229H105ZM153 231V230H152ZM185 231H186V229H185ZM184 231V232H185ZM218 231V230H217ZM221 231H222V227H221ZM220 231V233H223V232H221ZM227 231H229V230H227ZM24 232V231H23ZM98 232V231H97ZM117 232V231H116ZM183 232V233H184ZM189 232V231H188ZM249 232V231H248ZM261 232V231H260ZM33 233V232H32ZM37 233V232H36ZM63 233V232H62ZM71 233V232H70ZM106 233H108V232H106ZM111 233H113V232H111ZM150 233V232H149ZM158 233V232H157ZM183 233H182V235H183ZM190 233V232H189ZM192 233V232H191ZM212 233V234H213ZM234 233V232H233ZM254 233V232H253ZM257 233V232H256ZM23 234V233H22ZM79 234V233H78ZM95 234V233H94ZM99 234V233H98ZM145 234H147V233H145V231H144V235ZM165 234V233H164ZM187 234V233H186ZM215 235H216V233H214ZM249 234V233H248ZM259 234V233H258ZM261 234H259V237L261 236V239H262V235ZM122 235V234H121ZM127 235V234H126ZM129 235V234H128ZM173 235V234H172ZM197 235V236H198ZM211 235V234H210ZM231 235V234H230ZM101 236H102V234H101ZM110 236V233H109V235L107 236V237H109ZM139 236V235H138ZM150 236V235H149ZM167 236V235H166ZM186 236V235H185ZM212 236V235H211ZM254 236V238L255 237H257L256 235H253ZM75 237V236H74ZM87 237V236H86ZM105 237V236H104ZM111 237V236H110ZM208 237H210V236H208ZM34 238V237H33ZM102 238V237H101ZM194 238V237H193ZM197 238V237H196ZM196 238H195V240H196ZM105 239H107V238H105ZM109 239V238H108ZM190 239H191V237H190ZM189 239V240H190ZM199 239V238H198ZM211 239V238H210ZM213 239V238H212ZM253 239V238H252ZM260 239V238H259ZM101 240V239H100ZM126 240V239H125ZM148 240V239H147ZM170 240H171V238H170ZM179 240V239H178ZM205 240V239H204ZM214 240V239H213ZM240 240V239H239ZM255 240V239H254ZM257 240H258V238H257ZM86 241V240H85ZM103 241V240H102ZM109 241V240H108ZM183 241H186L185 240V238L183 239ZM198 241V240H197ZM196 241V242H197ZM208 241V240H207ZM225 241V240H224ZM253 241V240H252ZM262 241L264 242V240L262 239ZM261 241V242H262ZM47 242V241H46ZM46 242H44L45 244H46ZM52 242V241H51ZM176 242V241H175ZM204 242V241H203ZM258 242H259V240H258ZM257 242V243H258ZM261 242H259V244H261L262 245V243ZM110 243V242H109ZM185 243V242H184ZM183 243V244H184ZM201 243V242H200ZM207 243V242H206ZM227 243V242H226ZM95 244V243H94ZM192 244V243H191ZM213 244H214V242H213ZM220 244V243H219ZM256 244V243H255ZM254 244V245H255ZM109 245V244H108ZM188 245H190V243L188 244ZM193 245V244H192ZM202 245V244H201ZM218 245V244H217ZM228 245V244H227ZM253 245V246H254ZM181 246V245H180ZM185 246V245H184ZM230 246V245H229ZM233 247L235 246L234 244L232 245ZM241 246V245H240ZM260 246V245H259ZM46 247V246H45ZM97 247V246H96ZM192 247V246H191ZM102 248V247H101ZM109 248V247H108ZM111 248V247H110ZM192 248H194V247H192ZM262 248V247H261ZM264 248V247H263ZM120 249V248H119ZM148 249V248H147ZM256 249V248H255ZM106 250V249H105ZM113 250V249H112ZM217 250V249H216ZM225 250V249H224ZM233 250V249H232ZM251 250V249H250ZM46 251V250H45ZM44 251V252H45ZM107 251V250H106ZM108 251H109V249H108ZM115 251V250H114ZM252 251V250H251ZM122 252V251H121ZM145 252V251H144ZM237 252H239V251H237ZM264 252V251H263ZM46 253V252H45ZM108 253V252H107ZM134 253V252H133ZM189 253V252H188ZM202 253V252H201ZM229 253V252H228ZM236 253V252H235ZM252 253V252H251ZM204 254V253H203ZM144 255V254H143ZM239 255H240V252H239ZM241 255H242V253H241ZM246 255V254H245ZM249 255V254H248ZM42 256H44V255H42ZM106 256V255H105ZM108 256V255H107ZM189 256V255H188ZM199 256V255H198ZM204 256V255H203ZM216 256V255H215ZM109 257H111V256H109ZM138 257V256H137ZM205 257V256H204ZM249 257V256H248ZM252 257V256H251ZM253 257H254V262H255V264H262V263H264V262H262V263H259V262H261V261H263L264 260V255L262 254V251H260V250H254V252H253ZM217 258V257H216ZM223 258V257H222ZM250 258V257H249ZM248 258V259H249ZM135 259H137V258H135ZM143 259V258H142ZM195 259H196V257H195ZM201 259V258H200ZM46 260V259H45ZM122 260V259H121ZM141 260V259H140ZM148 260V259H147ZM174 260V259H173ZM172 260V261H173ZM204 260V259H203ZM250 260V259H249ZM47 261V260H46ZM143 261V260H142ZM145 261V260H144ZM181 261H182V259H181ZM202 261V260H201ZM227 261V260H226ZM225 261V262H226ZM252 262H253V259L251 260ZM107 262H110V260L109 261H107ZM106 262V263H107ZM200 262V261H199ZM204 262V261H203ZM211 262V261H210ZM167 263V262H166ZM181 263V262H180ZM189 263V262H188ZM224 263V262H223ZM251 263V262H250ZM112 264V263H111ZM123 264V263H122ZM142 264V263H141ZM149 264H150V262H149ZM164 264V263H163ZM179 264V263H178ZM214 264V263H213ZM241 264V263H240ZM249 264V263H248Z\"/></svg>",
	"mask_w": 264,
	"mask_h": 264
}]
</instances>
